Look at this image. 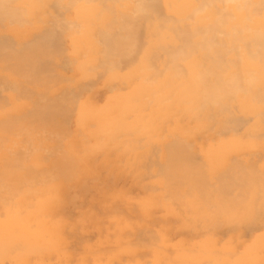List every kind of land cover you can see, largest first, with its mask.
<instances>
[{"label":"bare ground","instance_id":"1","mask_svg":"<svg viewBox=\"0 0 264 264\" xmlns=\"http://www.w3.org/2000/svg\"><path fill=\"white\" fill-rule=\"evenodd\" d=\"M101 1H103V3L101 2ZM94 2V0H0V29H2V28H7V29H9V30H7V32H6V36H7V34H9L10 35V33H14L13 35L11 34V38H15L16 40L17 39H19L20 38V40H21V38L24 36V34L26 33V31H24V30H22V28H25V27H27L28 26V24H29V29H30V25L32 24V26L34 27H36V25L38 26V24L39 23H41L42 24V26H43V24H44V26H47V25H49V26H51V23H53L52 25V29H55L56 30V28H54V26H56L57 25V27L59 28V26H58V24H55L56 22H51L53 19H51L52 17H50V15L51 14H49L50 13V10H52L51 12H53V14H54V11L56 10V11H60V10H64V12H65V9L67 8V10L68 11H70V10H72L70 7H71V5L73 6L74 4H76V6H77V8H75V10L76 11H78V13H80L81 12V14H83V13H85V12H88V13H92V12H96V10L98 11V12H101L102 14L103 13H107L106 15H108V12H110V13H112L113 11V13H112V16L114 17V18H116V19H114V18H110V16H108V18H107V22L109 23V21H111V23L112 22H117V17L119 18V22L122 20V19H120L122 16H120L121 14L123 15V17H124V19H125V17H126V19L124 20V22H121V23H123L122 24V28L124 29H122L121 28V26L119 25V23L117 22V24L120 26V28L122 29V31L121 30H118L119 29V27H118V25L117 24H115L114 25V27L115 28H117V32L114 30V27H113V30L114 31H112V27L110 28L109 26V28L110 29H108V27L106 26L107 25V22H105L104 24V26L105 27H107L106 28V31H107V29L109 30V32H106L105 30L104 31H102L103 30V28H102V30H101V32L102 33H99L100 31H98V33H94L93 35H95L96 34V36H93V35H90V37L92 36V37H95V38H97L98 39V36H101V35H103V37H100V42L102 41V39L103 40H105V43L104 44H100L101 45V48H102V50L104 49H106V50H108L109 48H111L110 49V51L109 52H107V54L106 55H108L109 57H107V58H109V59H106V60H109V61H111V58L113 59V58H116V61L115 62H117L118 63V61H117V58H119L118 60H120L119 61V63H118V66H119V71H121V74H122V76H124V78H125V80H120L119 81V85L118 86H116V88H113L112 90H111V94H110V96L108 97V99H107V102H106V104H105V108H108V107H110V108H112L115 104H117L118 102H120V108H124L125 107V105L126 104H131V103H135V108H134V113L136 114V119H138V117L140 118V119H142L143 117H144V102H143V100H144V97H145V95H146V97H148V100H149V98H152L153 100H155L156 99V102L159 100V93L161 92V91H164V90H166L169 94H170V96L172 97L171 98V100L169 101L168 100V105H169V119L171 120V124L169 125V127H170V129H172V128H174V133L173 134H175L173 137H174V140H175V142H184V144H182L181 143V145H180V143L179 144H177V145H175L176 147H170L172 144V142H170L171 140H172V138L173 137H171L170 139H168L170 136H168V135H166L165 136V138L162 140L161 138V140H162V142L163 141H166V138L169 140V141H166V143L165 144H167V143H169L168 145H169V147L171 148V150L169 149L168 151L169 152H171L172 151V153H173V155H170L169 156V154L167 155V154H165L164 153V155L163 156H165V158L167 157V160H168V158L169 159H171V158H173V157H171V156H174L175 158H173V159H171V160H169V161H167V163H169L170 161H171V163H170V165L171 164H174V166L172 167V168H169L168 166H170V165H165L166 164V159H162L163 160V162H164V160H165V164L162 162V160L160 161V159L159 160H153L155 163L154 164H156V161H159V162H161V164L163 165L164 164V166H166V167H168L169 168V170L170 169H172V172H171V170L170 171H168V169H164V166H163V170L166 172H162L163 170H161L162 169V165L160 166L161 167V169H160V167H155L156 165H154V169L155 170H158V169H156V168H159L160 170L158 171V173H156V175H160L161 174V172H162V176L164 175V177H168L169 176V178L170 179H168V178H164L165 180V184H167V185H165L166 187L164 188V185L162 184V182H160L161 183V185H163L162 187H158V186H156L155 184H157V183H153V184H150V183H147V185H144L143 183H137V184H135V185H137V187L139 188L138 190H140L141 191V193H140V195H139V197H137L138 196V194H137V196H135L134 194H133V191L132 190H123V189H121V190H109L108 189V191H105L104 192V195L102 194V191H101V189H100V183H99V181H98V183H96L97 182V180L95 179V177H91L92 178V180L93 181H90L91 182V184H92V182H94L95 184H92V185H90L89 184V189H88V187L87 186H84V187H82L81 189H82V191L83 190H86V191H88V190H90V192H91V196H90V199L92 198V197H97V199L99 198L100 200H104L103 202H93V203H88V205H86V204H84V203H82V201L83 200H81V197H80V200H81V204L80 203H74L75 202V200H74V197H73V200H74V202H72V201H70V199H68L70 196H72L71 194H70V192H72L71 190H74V189H71V187L69 186V185H71L72 184V182H70L69 183V185H68V179H67V176L66 175H70V179H71V176H72V170L73 169H75L74 168V165L72 166V167H70V165L71 164H68V162H70V160L72 159H69L68 158V156L66 155V157L69 159H66V158H62V157H58V156H65V154L62 152V153H58L59 152V150H62L61 149V147H63L62 145H61V141H64V139L65 138H67V136H69V137H71L70 135L72 134L71 132H73V131H69L68 130V128L67 127H65V130H63V126H59L60 124H59V122H58V120H59V115L61 114V111L63 112V114H62V118L64 119H66V117H67V115H68V113H67V115H64V114H66V112H68V111H66V109L68 108L69 109V111L71 110V112L73 113V109L74 108H69V106L66 108V106H67V100H65V95H64V98L63 99H60V100H62L61 102L60 101H58V103H60V104H58L59 106L61 105V103L63 102V103H65L66 105L65 106H63V107H65L64 109L62 108V107H60V109H62V110H57L56 108H54L55 110L54 111H56V112H58V114L57 113H55V116H58V119H57V124L58 125H53L52 123H54L53 122V120H51V119H47L46 120V118L48 117V116H46V115H48L49 114V112L51 111V110H53V108H52V106H45V105H43V106H45L46 107V109H45V111L44 110H42V112H40L39 114H41V116L44 114V116H42V117H40V115L38 116L37 115V113H36V116H35V118H34V115L32 114V116H33V118H34V120H36V118H37V120H40V119H44V120H40L42 123H44L45 121H48V120H50V121H52L51 123H50V121H48L47 123V126L49 125V123L51 124V126L53 125V126H58V127H61L60 129L57 127L56 129H49L51 126H48L49 128H46V126H44V124L46 123H44L42 126H40L41 128H46V130H45V132H44V130H42V136L44 135L45 136V138H47L46 137V134H47V132L46 131H48V130H50V131H48V133L50 132V133H52V132H54V131H59V130H61V131H59L58 133H56L55 132V134H56V136H57V134L59 135V136H62L63 134H64V139L63 138H58L57 139V137L55 138L54 136H52L54 139H56L55 141H58V143H59V141L61 142V143H59V145L61 146H59L58 145V143L57 144H55L56 142L54 141V139L52 138V137H50L48 134V138L50 137V138H52V141H54V143L53 144H55L52 148H47V149H45V152H51V150L50 149H52V152H56L59 148H56V147H60V149L57 151V153H58V156L57 157H55L54 158V154H57V153H52L53 154V158L56 160L55 162L53 161V159L50 161V165H51V167H53V168H51L50 167V169H49V167L47 166L49 163V161H48V159L50 158H47V161H46V163H48L47 165H46V163H45V161L44 162H41V164H44L43 166L45 167V165H46V167L43 169L42 167V169H38V168H36L35 169V167H37V166H34V165H30L31 167H32V169H31V167H30V169L26 166V168H28L30 171L31 170H33L34 172L35 171H37L38 173H41L40 175H38L37 174V176H40V181L38 182V184H34V183H36V180H35V178H33L32 179V176H30V178H31V180H32V184L30 183L31 182V180L29 181V180H26L27 178H25V175L23 174V178H24V180L23 181H25V183L26 182H29V185L28 184H26V185H28V190H29V188H30V186H31V188H33L34 186L37 188V186H40V184L41 185H43L44 183H47V182H45V180L44 179H49V176L48 175H50V178H64V179H67L68 181L66 182V181H64V182H66L67 183V185L64 183L63 185H58V186H56V187H54V188H52L53 190H54V192L52 193V194H50V196L52 197V198H44V197H46V195L45 194H41V196L39 197L40 199L38 200L37 199V204L36 205H33V206H36V212H32V211H29L28 210V208H27V210H26V208H25V211L23 210V209H16V203L14 204H12V203H8V201H7V199H6V196H4L3 194V196L5 197V200L3 199V200H0V209H3V211H5V215L3 216V218H0V261H3V264H34L33 263V256H36V257H39V258H42V257H44V259H45V257H46V255H45V250H44V248H42V246L44 245V246H46V245H49V242H48V239L53 235V233L51 232V228H50V226L51 225H49L48 223H45L44 222V219L46 220V222L48 221L49 222V217H50V221L52 222V218H54V219H56V220H61V219H63L64 218V216H66V213H67V211H68V209L70 208V206H78V205H81V206H84V207H86L87 208V206H88V208L90 209V211H93V208H92V206H99L101 209L103 208H105V210H106V208H109V210L110 211H113V214L111 213L110 214V212H108L109 214L108 215H106V213H104V211H101L100 209H98V210H96V211H93L94 212V214L92 213V215L94 216L95 215V213L97 212V215H98V212H103L105 215V218H106V220H108V219H111L112 220V222H113V224L111 223V221L110 220H108V221H110V223L112 224L111 226H110V223L108 224V225H106V226H108V227H112V226H114V224L118 221V219H120L119 221L122 223V224H124V226H119V225H121V223L120 224H118L119 222H117V224L115 225V226H117V227H119V229L121 228V230H122V227H124L123 228V230H124V232H126V234H125V236L124 237H121L122 238V242L124 241V243L123 244H129L130 246H131V243L130 242H127V240H129V239H131L132 237H134V236H137L139 233L138 232H141V231H139V227L140 228H142L144 225H143V221H149V220H152V219H158L159 217H157L156 218V216H157V206H160V205H171V206H173V207H176V208H174V209H169V211H168V208H166L165 210H166V212H164V214L165 213H167V214H169V215H172L173 214V218H174V216H178V217H180L181 215H182V218L183 219H181L183 222H181L180 224H178L177 225V227H181V228H186L187 229V231H189V233L190 232H192V234H193V236H195V237H198V236H200L201 237V240H199V241H201V242H199V243H195V241L197 240L196 238V240L194 239V242H193V244L194 245H190L189 244V246H190V248H198L199 250L197 251H195V252H187L188 250H187V242H182V243H180V244H176L175 245V252H173V254H172V252L170 253L169 251H171V250H169V246L171 245V241L169 240V238L165 235V234H155V231H154V229H153V227H151L152 229H150V227L148 228V231L149 230H151L150 232H151V237H152V241H150V244H149V239H151V238H148V240H144L145 239V237H148V235L147 236H144V239L143 240H140V239H142V237L140 238V237H136L137 238V240L135 241V240H133V242H135V244L136 245H138V247H140V248H143V249H145V246H147L149 249H151V251H150V253H151V257H147L148 259H152V261H151V263L152 264H187L188 262H187V259H193L192 260V262L191 261H189V262H191V264H193V262H194V259H196V258H198V259H201L200 261H204V259H206V258H204L205 256H207L206 255V249L207 248H210L211 249V252L209 253V255H211V256H213V263L214 264H226V263H224L225 262V260L223 261V259H225V258H227L229 255V253H231L232 252V250H234L235 249V241L234 240H232L233 238H237V239H239V238H243V237H251V236H253V232H250V231H247V229H246V231H244L245 229H243L244 227H245V225H244V227L242 228L243 229V232H245V234L244 235H241L240 234V231L239 230H237V228H238V226L239 225H237V224H235V225H237V228H235L236 226H234L233 224H231V226H229V227H231V230L229 229H227V231L229 232V233H227L226 235H225V233H224V231H223V229H222V227H223V224H224V222H227V220L225 221V219H224V215H222L223 214V207L225 206V203H224V201L222 200V198H220L219 197V195L218 194H220V193H222V192H225V194H226V192H227V189H229L228 190V193H229V191H230V189H231V192L233 191V189H235V191L237 190V188H239L238 186H237V184L236 183H233L231 180V183L233 184V185H235V186H237V187H234L232 184V187L230 188V187H227L226 185H230V184H228L230 181H228V183L225 181V182H222L223 181V179H219L218 180V182L217 181H208L210 178L208 177L210 174H206L208 171H211L212 172V170H216V165H213V164H210L209 165V160L208 159H206L207 161H208V163H206V164H203V163H201V162H198V160L196 159L198 156H197V153H202V154H204V155H207V158H209L210 157V159H212V158H215V157H218V156H220V155H223V154H228V152H230V148H232V146L233 147H237V150H241V149H244V148H249V149H252L253 147H257V148H259V145H256V144H258L256 141H254V140H251V141H248V140H246L245 141V139H243L244 137H243V135L245 134V133H241L242 134V137L240 136H238L237 134V136H231L230 138H228V136H229V134L228 135H224V134H221L222 133V131L220 132V130H221V127L222 126H230V127H233V128H231V129H233L234 130V127H236L235 128V130L238 132V127H237V125L240 123H238V121L236 120V118L238 117L239 118V121H240V118H241V116H245V118H246V116H254V118L253 119H255V123H254V127L253 128H251V133H260V134H262L263 136H264V0H100V3L98 4V5H95V3H93ZM122 2H125V3H122ZM68 6H69V8H68ZM120 8H125V10H128V9H130V8H132L134 11H135V13L134 14H131L130 15V13H129V15L130 16H128L127 15V13H126V11L123 13L122 12V9H120ZM116 9V10H115ZM119 9V10H118ZM74 10V9H73ZM121 10V12H119ZM83 12V13H82ZM98 12H96L97 14L95 15L94 14V16L93 17H95L94 19L98 22V20L97 19H99L98 17L100 16L99 14L100 13H98ZM115 12H117V14L115 13ZM118 12H119V14H118ZM131 12V11H130ZM165 13L166 14V16H164L162 13ZM56 14L58 13L59 14V12H55ZM60 13H62L61 11H60ZM65 13H67V12H65ZM70 13V12H69ZM71 13H73V12H71ZM74 13H75V11H74ZM110 13H109V15H110ZM114 13L116 14V15H118V16H114ZM126 13V16L124 15ZM49 14V15H48ZM55 15V17L56 16H60V15ZM76 14V13H75ZM86 14V13H85ZM53 15V16H54ZM88 15V14H87ZM132 15L134 16V17H132ZM136 15V16H135ZM64 16V15H63ZM83 16V15H82ZM86 16V15H85ZM89 16V15H88ZM97 16V17H96ZM101 16H104V15H101ZM100 16V17H101ZM111 16V17H112ZM120 16V17H119ZM128 16V17H127ZM61 18H60V20L63 18L62 16H60ZM74 18H76L75 16H73ZM79 17H81V16H79L78 15V18ZM87 17V16H86ZM78 18H76V19H78ZM56 19L59 21V23H63V21L65 20L64 18V20H59L57 17H56ZM72 19V18H71ZM76 19H74V22H73V27L76 25V26H78V27H76V28H78V29H80L79 27H81L82 29L83 28H85L84 26L86 25H84V26H82V25H80L79 24V21L78 20H76ZM57 20H55L54 19V21H57ZM67 20V19H66ZM106 20V19H105ZM116 20V21H115ZM51 22L50 24L48 23V22ZM58 21H57V23H58ZM75 21H76V24H75ZM78 21V22H77ZM90 21H93L92 20V18H91V20ZM96 21H94L93 22V24L96 22ZM102 22V20H100L99 19V22ZM65 22H67V25H65L66 23ZM69 22H72V21H69ZM68 21H64V26H69V23ZM103 23V22H102ZM101 23V24H102ZM79 24V25H78ZM90 24H92V23H90ZM92 24V26L91 25H89L90 26V28L91 27H95V24L93 25ZM99 23H97L96 25H98ZM27 25V26H26ZM59 25H63V24H59ZM100 25V24H99ZM98 25V26H99ZM116 25H117V27H116ZM13 26H16L15 28H13ZM31 26V27H32ZM43 26V27H44ZM88 26V25H87ZM97 26V27H98ZM101 26V25H100ZM103 26V27H104ZM112 26H113V23H112ZM41 27V26H40ZM74 27V28H75ZM93 27V28H94ZM96 27V28H97ZM102 27V26H101ZM47 28H48V26H47ZM46 28V29H47ZM50 28V27H49ZM75 28V29H76ZM90 28H88V29H86L87 31H89V30H91ZM130 28V29H129ZM32 29V28H31ZM68 29L70 30V29H72V27L70 26V27H68ZM97 29H100L99 27L97 28ZM96 29V30H97ZM126 29V30H125ZM129 29V30H128ZM145 29H146V35L144 34L145 33ZM6 30V29H5ZM10 30H12V31H10ZM13 30H15V32L13 31ZM47 30H49V31H51V28L50 29H47ZM59 30H62V28L60 29L59 28ZM27 31H28V29H27ZM31 30H29L28 32H27V35L26 36H24V38L25 37H27V39L29 40V38H28V33L30 32ZM37 32V30H36V28H35V30L33 31H31V32ZM65 31V30H64ZM63 31V32H64ZM68 31V30H67ZM72 32H73V30H71ZM84 31H85V29H84ZM111 31V32H110ZM4 32L5 31H3V33L1 32L0 34H1V36H3L4 35ZM10 32V33H9ZM30 32V35H33V33H31ZM39 32V31H38ZM62 32V33H63ZM76 32H77V30H76ZM83 32V31H82ZM93 32V31H92ZM104 32V33H103ZM114 32H116V33H122V35H120V34H117L116 35V33H114ZM17 33V34H16ZM41 33H43L42 31H41ZM109 33H111L110 35H109ZM115 35H114V34ZM3 34V35H2ZM16 34V35H15ZM73 35H74V37L76 36L75 34V31H74V33H72ZM77 34H78V32H77ZM14 35L17 37H14ZM35 35H37L36 33H35ZM63 35V34H62ZM71 35V34H70ZM108 35V36H107ZM19 36V37H18ZM34 36V35H33ZM32 36V37H33ZM40 36V35H39ZM39 36H34V38H33V40L34 41H32L33 42V44H32V42L30 43V42H28V46L32 49V50H35V51H31V52H29L30 51V48H29V50L27 49V46H25L24 45V43H22L26 48L25 49H27V50H25V49H23V50H20V51H18V49L16 50V51H12V50H14V46H12V45H9V43L8 42H5L4 40H6V38H5V36H3L2 38H0V53H2V55L5 53V55L7 54V53H14V54H12L11 55V57L12 58H9L10 57V54H8L7 55V57L4 55V57H5V60L3 59L4 57L2 56V58L0 57V61H1V59H2V61H6V63H7V66L6 65H4V67L6 66L7 68H8V65H9V69H10V71L11 70H15L16 71V69H15V67H13L12 66V63H11V65L10 64H8V62L10 61L11 62V59H13L14 58V60H15V57H16V55H17V57H16V59L18 58L19 59V61H21V62H19V67L20 68H25L26 70L27 69H29V70H32V69H34L33 67H32V69L31 68H29V67H31L32 65L34 66V64H35V61H39L40 59L41 60H44V59H46L47 60V57H49V55H50V53H48L47 52V50H49V47H50V45H51V43H53V42H55V38L60 42V43H62V41H63V44L62 45H64V43L66 42H64V38L63 39H61V35H56L57 37L58 36H61V37H59L60 39H58L56 36H55V34L54 33H48V34H46L45 36H44V34H42V36L40 37V40H39ZM110 36V37H109ZM113 36V37H112ZM9 37L10 36H8V39H9ZM72 37V36H71ZM108 38V40H107V38ZM5 38V39H4ZM36 38L39 40H36ZM76 38V37H75ZM109 38H111V39H109ZM10 40V39H9ZM27 40V41H28ZM36 40V41H35ZM56 40V42H55V44L58 42ZM75 40H77V39H75ZM110 40V41H109ZM19 41V40H18ZM38 41V42H37ZM86 41V40H85ZM106 41H109L110 42V44H109V42H106ZM35 42H37L36 43V45H35ZM84 42V41H83ZM93 42H94V40H93ZM99 42V41H98ZM103 42V41H102ZM8 43V44H7ZM89 43V42H88ZM109 44V46L107 45V46H105V44ZM11 44V43H10ZM54 44V43H53ZM59 43H57V45H58ZM65 44H68V43H65ZM84 44H86V43H84ZM92 44V43H91ZM31 45H32V47H31ZM34 45H35V47H34ZM71 45L72 44H70V47H71ZM94 45V44H93ZM104 45V46H103ZM59 46V45H58ZM57 46V47H58ZM80 46V45H79ZM88 46V45H87ZM90 46V45H89ZM95 46V45H94ZM99 46V45H98ZM67 47V46H66ZM72 47H74V48H76L77 46H72ZM104 47V48H103ZM52 48H56V46H54V47H51V49ZM60 48H63L62 46L60 47ZM77 48H80V47H77ZM51 49L49 50V52H51ZM59 49V48H58ZM92 50H93V47L91 48ZM91 49H90V52H91ZM9 50H11V52L9 51ZM53 50H57V49H53ZM52 50V51H53ZM62 50V49H61ZM17 51H18V54H17ZM63 51H64V49H63ZM16 52V53H15ZM56 52H58V54H59V50L58 51H54V53L56 54V55H54V54H52V57H53V61L52 60H50L49 59V62H51V64L50 65H47V61H46V64H44V63H41V65H44L45 67H46V65L49 67V66H51V65H53L54 66V64H55V66H54V68H52V66L50 67V68H48L47 67V69H49V71L51 70V68H52V70L54 69L55 70V68H57V66L59 65V62H61V61H59V59H60V57L61 56H63L62 55V53L60 54L61 56H57L58 54L56 53ZM67 52V51H66ZM78 52H80L81 53V51L80 50H78ZM78 52L76 51L74 54H78ZM87 52H88V49H87ZM86 52V53H87ZM29 53V56L27 55ZM30 54H32V55H30ZM68 54V53H67ZM76 54V55H77ZM85 54V53H84ZM102 53L100 52V55H101ZM110 54H112V56L110 55ZM37 57H36V56ZM66 55V54H65ZM76 55H73V56H70V57H75V60L76 61H72V63H73V65H75V62H77V59L78 58H76ZM83 55V54H82ZM87 55V54H86ZM163 55H166L167 57L166 58H164L163 57ZM33 56V57H32ZM38 58L37 60H36V58ZM67 56H69V55H67ZM84 56V55H83ZM102 56V55H101ZM104 56V55H103ZM28 57H32L31 58V62L30 61H28L27 62V60H28ZM54 57H59V59H57L58 60V62H56L54 59H56V58H54ZM78 57V56H77ZM94 57H95V55H94ZM6 58H8V60H6ZM103 58V57H102ZM102 58H101V64L99 63V65L101 66L103 63L102 62H105V60L104 61H102ZM121 58V59H120ZM74 59V58H73ZM72 59V60H73ZM98 59V58H97ZM14 60H13V62H14ZM40 60V61H41ZM61 60V59H60ZM63 60V59H62ZM87 60H89V59H87ZM87 60H85V61H87ZM113 60H115V59H113ZM1 61V62H2ZM15 61H18V60H15ZM39 61V62H40ZM67 62H65V61H62V66H64L63 65V63L65 62L66 64H65V66L67 65V63H69L68 61L69 60H66ZM9 62V63H10ZM80 62V61H79ZM82 62V61H81ZM98 62V61H97ZM96 62V63H97ZM107 62V61H106ZM5 63V64H6ZM23 63H25L24 65H21V64H23ZM26 63H28V64H26ZM56 63L58 64V65H56ZM85 63V62H84ZM29 64H32V65H29ZM107 64H108V62H107ZM70 65V63L68 64V67H71V65ZM77 65H80L79 63H77ZM82 65H84L85 66V64H82ZM82 65H80V67H82ZM95 65V64H94ZM117 65V64H116ZM162 65V67L165 69L164 71L162 70L161 71V73L159 74V72H158V70H156L157 68H159V66H161ZM10 66H11V68H10ZM60 67H58L57 68V70L60 68H62V66L61 65H59ZM83 66V67H84ZM96 66V65H95ZM98 66V65H97ZM117 66V67H118ZM27 67V68H26ZM45 67H44V69H45ZM67 67V68H68ZM82 67V68H83ZM113 67H114V65L111 67L112 69H113ZM116 67V68H117ZM12 68H14V69H12ZM65 68V67H64ZM98 68H100L99 66H98ZM102 68L103 69H101V70H103L104 71V69L106 70V68H104L103 66H102ZM1 69V68H0ZM47 69H45V72H47L46 74H48L49 73V71H46ZM63 69V68H62ZM61 69V70H62ZM93 69V68H92ZM95 69V68H94ZM93 69V70H94ZM96 69H97V67H96ZM108 69H110V67L108 68ZM112 69H110L111 71H112ZM4 70V69H3ZM42 70V69H41ZM57 70H56V72H54V78L53 77H50V78H52L53 80H54V82H57V84H59L60 82H65V83H68L69 81H64V79L63 78H65L66 79V77H64V76H61V75H64V74H60V76H61V80L63 79V81H61L60 80V76H59V74H57V73H60L59 71L57 72ZM74 70V69H73ZM79 70H81V69H79ZM83 70H85V67H84V69ZM93 70L91 71V72H93ZM0 71H2V70H0ZM63 71V70H62ZM61 71V72H62ZM70 71V70H69ZM89 71V70H88ZM99 71V70H98ZM32 72H33V70L31 71V74H32ZM68 72V71H67ZM94 72H95V70H94ZM105 73H107L108 71H104ZM7 73H8V71H7ZM16 73H18V75H23L22 73H20V72H18V71H16ZM35 73V72H34ZM32 74V75H34V79H36L35 78V74ZM39 73V72H38ZM38 73H37V75H38ZM42 73V72H41ZM56 73V74H55ZM63 73V72H62ZM72 73V72H71ZM75 73V72H74ZM81 73V72H80ZM89 73V72H88ZM40 74V73H39ZM45 74V75H46ZM50 74H52V71H51V73ZM49 74V75H50ZM68 74H70L69 72H68ZM95 74V73H94ZM155 75V76H157L156 77V80H155V85H156V87H155V89L153 90V91H149V88H148V86L150 85V82L152 81V79H150V77L149 76H147V75ZM165 74H167L168 75V77L167 78H164V79H162V80H159L160 79V77H164L165 76ZM53 75V74H52ZM79 75V74H78ZM81 75V74H80ZM79 75V76H80ZM83 75V78H84V74H82ZM86 75H88V74H86ZM85 75V77H88V76H90V75H88V76H86ZM96 75V74H95ZM95 75H93L95 78H93V76H92V74H91V77L93 78V79H91V80H89L87 83H89V82H92L93 81V83H94V81H95V79H96V76ZM111 75V74H110ZM160 75V76H159ZM0 76H1V74H0ZM28 76V75H27ZM55 76H57V78L55 77ZM71 76V75H70ZM69 76V77H70ZM72 76H74L75 77V75H72ZM71 76V77H72ZM78 76V77H79ZM113 76H114V74H113ZM29 77V76H28ZM70 77V78H71ZM80 77H82V76H80ZM102 77V76H101ZM101 77H97V79L98 78H101ZM109 78H110V76H108ZM112 77V76H111ZM121 77V76H120ZM10 79H11V77H9ZM8 78V79H9ZM18 78L20 79V78H22V79H24L25 77H20V76H18L17 78H15L18 82H19V80H18ZM49 78V77H48ZM5 80V81H8L9 83H11L10 81L12 80V79H14V78H12L10 81L9 80ZM14 79V80H15ZM21 79V80H22ZM89 78H86V80H88ZM96 79V81H98ZM107 79V78H106ZM0 80H1V86H4L5 84L4 83H6V82H3L2 81V79H1V77H0ZM79 80H81V81H83L82 79H78L77 81H79ZM112 80H114V77H113V79ZM116 80V79H115ZM23 81V80H22ZM22 81H20L21 82V86H20V90H23V88L25 87V85H27L28 84V87L26 86L24 89H25V93H27V91L30 93V90H33L31 87H29V83H27L26 81V83L24 82H22ZM41 81V80H40ZM39 81V82H40ZM70 81H71V79H70ZM105 81V80H104ZM108 81H110V79L109 80H107V82ZM154 81V80H153ZM3 82V83H2ZM7 82V84L5 85V87L6 86H8V85H10L9 83ZM18 82H17V84H18ZM19 82V83H20ZM38 82V83H39ZM46 82H48V80H46ZM72 82V81H71ZM75 82V81H74ZM83 82H85V81H83ZM111 82V81H110ZM22 83H23V87H22ZM51 83H53V82H48V84L47 85H50ZM154 83V82H153ZM3 84V85H2ZM75 84V83H74ZM82 84H84V83H82ZM90 84V83H89ZM53 85H54V87L55 86H57V85H55L54 83H53ZM62 85H65V84H62ZM72 85H73V83H72ZM91 85V87L92 86H94V85H92V84H90ZM110 85V84H109ZM11 86H13L12 85V83H11ZM17 86L18 85H16V87H14V88H17ZM34 86H36V85H32V87L33 88H35ZM51 86V85H50ZM70 86H71V83H70ZM86 86V85H85ZM112 86H114V84L112 85ZM53 87V86H52ZM60 87V86H59ZM58 87V88H59ZM87 87H89V85L87 86ZM90 87V88H91ZM163 87V89L161 90V88ZM28 88H31V89H29L28 90ZM57 88V87H56ZM67 88H70V87H66V88H64V89H67ZM83 88V89H82ZM112 88V87H111ZM11 89V88H10ZM18 89H19V87H18ZM37 89V88H36ZM36 89H34V91H36ZM52 89V88H51ZM62 89V88H61ZM81 89L82 90H85L86 91V89L83 87V86H81ZM95 89V88H94ZM12 90V89H11ZM52 90H55L54 88L52 89ZM51 90V91H52ZM69 90V89H68ZM91 90H93V88H91ZM90 89H89V91H91ZM40 91V90H39ZM73 91H75V89H72L71 91H70V93H72ZM32 92V91H31ZM77 92H78V90H77ZM83 92V91H82ZM7 93V92H6ZM9 93V92H8ZM33 93H35V92H32V94ZM40 93V92H39ZM32 94H30V96H31V98H30V96L28 95V96H26V97H24V99L26 98V99H33V101L36 99V101H37V97L39 96H41V95H37V97H35L36 95H32ZM37 94V93H36ZM51 94V93H50ZM76 94V96H79L80 97V95H78L79 94V92L78 93H75ZM74 94V95H75ZM82 94V93H81ZM155 94H156V96H155ZM16 95V94H15ZM71 95V94H70ZM162 95V94H161ZM0 96H1V99L3 100V98H5V99H7L6 97H8V96H4V95H1L0 94ZM4 96V97H3ZM33 96H34V98H33ZM54 96H56L57 97V95H54ZM165 96V95H164ZM104 97V96H103ZM167 97V96H166ZM169 97V96H168ZM177 97V98H176ZM21 99H22V96L20 97ZM42 97H40L39 99H38V102H41V99ZM161 98V97H160ZM165 98V97H164ZM1 99H0V102H1ZM5 99H4V101H5ZM20 99V100H21ZM23 99V100H24ZM54 99H56L55 97H54ZM57 99H58V97H57ZM56 99V100H57ZM104 99V98H103ZM8 100V99H7ZM7 100H6V102L4 103L5 104V106H8V105H10V101H9V103L7 102ZM80 100V99H79ZM94 100V99H93ZM148 100H146V102H148ZM32 101V102H33ZM36 101L34 102V104H35V106H37V104H36ZM53 101V100H52ZM165 101V100H164ZM44 102H47V100H43V98H42V102L40 103V104H48V103H44ZM48 102H51V100H48ZM84 102H86V101H84ZM150 102V101H149ZM19 103V102H18ZM29 103H31V102H29ZM69 103V102H68ZM73 103V105H72V107H74V105L76 106L77 104H75V102H72ZM71 102L69 103V104H72ZM78 103V102H77ZM125 103V105H123ZM1 104V103H0ZM2 104H3V102H2ZM14 104V103H13ZM39 104V103H38ZM164 104V103H163ZM166 104V103H165ZM27 105H29V104H27ZM25 106V105H23L22 107H18V111H19V108H20V111H22L23 109V111H24V113H25V111H28L29 109L27 108L28 106ZM32 105H33V103H32ZM93 105V104H92ZM5 106H2V107H5ZM14 106V105H13ZM24 106H25V108L26 109H28V110H25V108H24ZM34 105H33V108L35 107ZM43 106H39L38 105V107H42L43 108ZM32 107V106H31ZM0 108H1V106H0ZM8 108V107H7ZM22 108V109H21ZM33 108H30V110H32ZM36 108V107H35ZM47 108H50V109H47ZM93 108L95 109L96 108V106H94L93 105ZM48 110H49V112H48ZM124 110H126V112L128 111V109L127 108H125V109H123V110H121V111H124ZM10 111V110H9ZM13 111V110H12ZM47 111V112H46ZM54 111L53 112H51L52 114L54 113ZM66 111V112H65ZM77 111V110H76ZM11 112V111H10ZM71 112H69V114H71ZM7 113V112H6ZM5 113V114H6ZM13 113H16V112H13ZM35 113V112H34ZM48 113V114H47ZM5 114H2V115H4V116H2V115H0L1 117H3V119H4V117H7ZM52 114H51V117H52ZM57 114V115H56ZM153 114V113H152ZM154 114H158V108H157V105H156V107H155V109H154ZM7 115H9V114H7ZM10 115H15V114H10ZM9 115V116H10ZM73 115V114H72ZM89 115V114H88ZM92 115V114H91ZM112 115H113V113L111 114V117H112ZM8 116V117H9ZM55 116H53L52 118H54V121L56 122V117ZM64 116H66V117H64ZM69 116V115H68ZM86 116V115H85ZM31 117V116H30ZM27 118L28 120H26V121H28V122H30L31 120L30 119H32V118ZM40 117V118H39ZM61 117V116H60ZM88 117H90V115L88 116ZM92 117H94V118H96L97 119V117H95V116H92ZM39 118V119H38ZM61 118V119H62ZM86 118V121H88V120H90L91 121V119H88L87 120V117H85ZM99 118H101L100 116L98 117V120H100ZM237 118V119H238ZM64 119V120H65ZM77 119V118H76ZM102 119V118H101ZM105 119V118H104ZM106 119H108V118H106ZM168 119V120H169ZM252 119V120H253ZM22 120V119H21ZM34 120H32L30 123L33 125H35L36 123H33V121ZM67 120V119H66ZM69 120H70V117H69ZM68 120V121H69ZM83 120V119H82ZM85 120V119H84ZM92 120H93V118H92ZM143 120V119H142ZM251 120V119H250ZM1 121H3V120H1ZM23 121V120H22ZM60 121V120H59ZM85 121V122H86ZM90 121H88L89 123H90ZM119 121H121V120H119ZM163 121V120H162ZM15 122V121H14ZM13 122V124H15ZM25 122V121H24ZM24 122L22 123V124H24ZM27 122V124L29 125V123ZM35 122V121H34ZM78 122V121H77ZM80 122H82V121H80ZM88 122H86V123H88ZM92 122V121H91ZM253 122V121H252ZM251 122V123H252ZM0 123H3V122H0ZM11 123V121H6V124H8V125H12V123ZM85 123V124H86ZM101 123V122H100ZM107 124H108V122H106ZM242 123V122H241ZM246 123V122H245ZM18 124V120L16 121V125ZM19 124H21L20 123V120H19ZM29 125L31 128H32V125ZM104 124V123H103ZM123 124H126V123H124L123 122ZM160 124H163L162 122L160 123ZM3 125V124H2ZM1 124H0V126H1V128H0V153H2V154H5V150H8L10 147H8L9 145H8V141H9V139H11V138H9V133L10 134H12L11 132H12V130H10V129H13V133L17 130L18 132H21V130H19V128H15V127H7V126H2ZM28 125H27V127H28ZM37 125V124H36ZM46 125V124H45ZM63 125V124H62ZM82 125H84L83 123H82ZM113 125V124H112ZM250 125H252V124H250ZM18 126H20V125H18ZM38 126V125H37ZM44 126V127H43ZM52 126V127H53ZM79 127L81 126L80 124L78 125ZM88 126V125H87ZM94 125L93 124H91V126L90 127H93ZM107 126V125H106ZM132 126V125H131ZM239 126H241V124L239 125ZM29 127V128H30ZM51 127V128H52ZM110 127V126H109ZM16 130H15V129ZM21 128V127H20ZM26 128V127H25ZM37 129H38V127H36ZM36 128H34V129H36ZM86 128V127H85ZM118 128H120V126L118 127ZM157 128H159V127H157ZM245 128V127H244ZM248 128V127H247ZM67 129V130H66ZM82 129H84V128H82ZM146 129V128H145ZM222 129L224 130V128L222 127ZM246 129V128H245ZM11 132H10V131ZM15 130V131H14ZM38 130H40V128L38 129ZM37 130V131H38ZM84 130H86V129H84ZM83 130V131H84ZM124 130V129H123ZM152 130H153V128H152ZM162 130H163V127H162ZM173 130V129H172ZM172 130H170L171 132H172ZM229 130V129H228ZM36 130H35V132L38 134L39 132H37ZM41 131V130H40ZM64 131L66 132V135H65V133H64ZM67 131L70 133H67ZM76 131V130H75ZM78 131H80V130H78ZM96 131H98V130H96ZM120 131V130H119ZM135 131V130H134ZM151 131V130H150ZM224 131H226V130H224ZM247 131V130H246ZM18 132H15V137H18L19 135H21V134H19ZM31 132V131H30ZM44 132V133H43ZM62 132V133H61ZM81 132V131H80ZM105 132V131H104ZM129 132H130V129H129ZM157 131H155V133H156ZM241 132V131H240ZM243 132V131H242ZM17 133L19 134V135H17ZM36 133H33V134H36ZM59 133H61V135L59 134ZM74 133V132H73ZM77 133V132H76ZM30 134V133H29ZM54 134V135H55ZM75 134V133H74ZM78 134V133H77ZM82 134H85V133H83L82 132ZM90 134V133H89ZM105 134H106V132H105ZM118 134V133H117ZM146 134H150L149 133V131L148 132H146L145 133V135ZM162 134H164L165 135V133H161V134H159L156 138H159V136L160 135H162ZM232 134V133H231ZM249 134V133H248ZM23 135V134H22ZM79 135V134H78ZM87 135V134H86ZM85 135V136H86ZM245 135H247V134H245ZM42 136H41V138L40 139H38L39 138V135H37L36 137H38L37 138V140L40 142L41 140L44 142V140L42 139ZM77 136V135H76ZM80 136V135H79ZM84 136V135H83ZM91 136V135H90ZM144 136V135H143ZM143 136H141V137H143ZM252 136H253V134H252ZM33 137H34V135H33ZM68 137V138H69ZM88 136H86V138H87ZM141 137H140V139H141ZM149 137V136H148ZM150 137H152V136H150ZM247 137V136H246ZM254 137V136H253ZM258 137V136H257ZM24 138V137H23ZM23 138H22V140H21V142L23 141ZM29 138V137H28ZM28 138H27V141H28ZM44 138V137H43ZM67 138V139H68ZM86 138H83V139H81V137L79 138L80 140H84V139H86ZM153 138V137H152ZM163 138V137H162ZM262 138V137H261ZM21 138L19 137V140H20ZM72 139V138H71ZM77 141H76V140ZM75 139H72V140H74V141H76V142H80V140H78L76 137H75ZM90 139H91V137H90ZM113 139V138H112ZM29 140H30V138H29ZM106 140V139H105ZM158 140V139H157ZM160 140V141H161ZM36 141V140H35ZM47 141V140H46ZM49 141V140H48ZM86 141V140H85ZM87 141H91V140H87ZM98 141H100V140H98ZM97 141V142H98ZM130 141V140H129ZM134 141V140H133ZM150 141V140H149ZM148 141V142H149ZM154 141H155V139H154ZM263 141V140H262ZM50 142V141H49ZM67 142V141H66ZM69 142V141H68ZM73 142V141H72ZM106 142H107V140H106ZM159 142V141H158ZM161 142V143H162ZM11 143V142H10ZM13 143V142H12ZM23 143V142H22ZM38 143V142H37ZM80 143H82V142H80ZM93 143V142H92ZM95 143V142H94ZM155 143H156V141H155ZM27 144V143H26ZM31 144H32V142H31ZM40 144H42V143H40ZM79 144V143H78ZM88 144V143H87ZM90 144H91V142H90ZM101 144H103V143H101ZM158 144V143H157ZM260 144V143H259ZM8 145V146H7ZM15 144L13 143V145H12V147L14 146ZM20 145V144H19ZM22 145V144H21ZM50 145V144H49ZM70 144H68V146H69ZM72 146V149H74L75 148V144L73 143V144H71ZM120 145V144H119ZM155 145V144H154ZM160 145V144H159ZM159 145H157L155 148H157ZM161 145H163V144H161ZM160 145V146H161ZM167 145V146H168ZM235 145V146H234ZM262 147H264V143L263 144H260ZM42 146V145H41ZM56 146V147H55ZM66 146H67V144H66ZM145 146V145H144ZM160 146H159V149H160ZM164 146V145H163ZM166 145L164 146V147H167ZM173 146V145H172ZM2 147V148H1ZM11 147V149L13 150L14 148H16V146L14 147V148H12ZM18 147V146H17ZM78 147H80V145L78 146ZM100 147H101V145H100ZM99 147V148H100ZM105 147V146H104ZM19 148V147H18ZM18 148H16L17 149V151H19L18 153V155L16 154L17 152H15L14 150H13V152H15V153H10L11 152V149H9L8 151H10V152H6L7 154H8V156L10 157H8L9 158V160H11V155H14L15 157H14V159H16V157H17V160H16V162H18L20 159L18 158V156H21L20 154V151H21V149L19 150ZM21 148H23V147H21ZM29 149H28V153H26L27 151L25 150V149H27V146H26V148L24 149L23 148V150H25V151H23L24 153H25V157H26V159L28 160V157L30 156L29 155V153H31V155H32V150L34 149V148H30V147H28ZM43 148H46V145L43 147ZM91 148V147H90ZM155 148H152V149H155ZM1 149H3L4 151H2L1 152ZM50 151H49V150ZM54 149V150H53ZM65 149V148H64ZM63 149V150H64ZM76 149V148H75ZM78 149V148H77ZM93 149V148H92ZM96 149V148H95ZM151 149V148H150ZM150 149H148V150H150ZM151 149V150H152ZM159 149H157L158 151H159V153L162 151H160ZM167 149H168V147H167ZM166 149V150H167ZM172 149H174V151L172 150ZM37 151H38V148L36 149ZM99 150V149H98ZM101 150V149H100ZM147 150V151H148ZM156 150V151H157ZM164 150H165V148H164ZM75 151V153H77L76 152V150H74ZM74 151H72V153L74 152ZM89 151V150H88ZM105 151H108L107 149L105 150ZM128 151V150H127ZM126 151V152H127ZM145 151V150H144ZM155 151V150H154ZM153 151V152H154ZM168 151L166 152V153H168ZM233 151H234V149H233ZM242 151V150H241ZM240 151V152H241ZM249 151V150H248ZM4 152V153H3ZM151 152V151H150ZM150 152H149V154H150ZM165 152V151H164ZM232 152V151H231ZM236 152V151H235ZM239 152V153H240ZM243 152V151H242ZM241 152V153H242ZM246 152V151H245ZM250 152V151H249ZM9 153H10V155H9ZM81 153V152H80ZM90 153H93V152H90ZM97 153V154H96ZM101 153V152H100ZM110 153V152H109ZM116 154H117V152H115ZM152 153V152H151ZM159 153H157V154H159ZM171 153V154H172ZM237 153V152H236ZM29 156H28V155ZM51 154V155H52ZM61 154V155H60ZM64 154V155H63ZM74 154V153H73ZM73 154H71V155H73ZM102 154V153H101ZM100 154V155H101ZM160 154H162V152L160 153ZM83 155V154H82ZM96 155H98L99 156V152H96L95 151V157H96ZM106 155V154H105ZM123 157L124 156H126L127 157V153H122L121 154ZM151 155H153V153L151 154ZM156 155V154H155ZM231 155H234V152H233V154H231ZM2 157V159L4 158L3 157V155H1ZM28 156V157H27ZM37 156V155H36ZM46 156L48 157V154H46ZM91 157H92V155H90ZM97 156V157H98ZM118 156V155H117ZM135 156H143V152H137V154H135ZM150 156V155H149ZM197 156V157H196ZM21 157H23V156H21ZM38 157V156H37ZM52 157V156H51ZM74 157V156H73ZM122 157V158H123ZM158 157V156H157ZM182 157H185V159L184 160H186V161H183L182 160V162L180 161V158ZM8 158H7V160H8ZM46 158V157H45ZM58 158V159H57ZM60 158H62V160L60 159ZM82 159H85V157L84 156H82L81 157ZM80 158V159H81ZM94 158V154H93V157L91 158V159H93ZM107 158V157H106ZM121 158V157H120ZM225 158V157H224ZM226 158L228 159V157L226 156ZM232 158V159H231ZM233 156H231L230 157V160H231V162H230V160H227V161H229L230 162V164L231 165H233V164H235L234 165V168H235V166H237V165H239L240 166V163H241V161H235L234 160V163L232 162V160H233ZM5 159V158H4ZM3 159V160H4ZM19 159V160H18ZM64 159V160H63ZM78 159V158H77ZM95 159V161H97L96 160V158H94ZM93 159V160H94ZM131 159V158H130ZM151 159V158H150ZM150 159L148 158V161L150 162ZM155 159V158H154ZM235 159V158H234ZM22 160V162L24 161V159L22 158L21 159ZM20 160V161H21ZM45 160V159H44ZM59 160H61V161H59ZM75 163H78L79 161L78 160H76V159H72ZM71 160V162H73ZM86 160V159H85ZM117 160H118V158H117ZM145 160H146V157H145ZM225 160V159H224ZM225 160V161H226ZM26 161V160H25ZM36 161V160H35ZM58 161H59V163H58ZM64 161V162H63ZM76 161H78V162H76ZM102 161H104L103 159H102ZM115 162H116V160H114ZM125 161V159L124 160H122V162H124ZM148 161H147V163H148ZM174 161V162H173ZM211 161V160H210ZM248 161H251V164H250V162L248 163V164H250V167H253L254 166V164L252 163L253 162V160L252 159H249ZM259 161H260V159H259ZM12 162H15V160H12ZM39 162V163H40ZM54 162V163H53ZM60 162H62V163H64L65 164V166H63L64 164H62L61 163V165L63 166V167H65V169H68V170H66L65 171V169L64 168H62V166L60 165ZM97 162H101V161H97ZM105 162L106 161H104V164H105ZM108 162H113L112 161V158L110 159V161L108 160ZM173 162V163H172ZM212 162V161H211ZM21 163V162H20ZM56 163V165H54ZM66 163H67V165H66ZM75 163H73V164H75ZM91 163V162H90ZM103 163V162H102ZM101 163V164H102ZM135 163V162H134ZM233 163V164H232ZM242 163H243V161H242ZM1 164H3L2 166H6V170H7V172L5 171V170H3L4 169V167H3V169H2V167L0 168V171H2V173L0 172V177L2 176V178H0V197H1V192H3L4 193V191L6 190V189H9V188H12V187H14V184L13 185H11L12 187H8V185H7V182H6V185L4 184L5 182H4V180L6 181V179L8 180V178L6 177V174L10 171V170H13L12 168L14 167V165L13 166H11V165H4L5 163H4V161H2V163H0V166H1ZM22 164V163H21ZM33 164V163H32ZM41 164H40V166H41ZM52 164L54 165V166H52ZM61 166V168H60V166ZM92 164H94V162H92ZM107 164V163H106ZM114 164V163H113ZM149 164V163H148ZM223 164V163H222ZM229 163H227V165H226V167H228V169L226 168V171L228 172V174H230V171H232V172H236L237 174H239V172H238V170H236L237 169V167H236V171L234 170V169H232V166L231 165H228ZM237 164V165H236ZM247 164V165H248ZM49 165V166H50ZM146 165V164H145ZM242 165H246V163H243ZM242 165L240 166V167H238V169L240 168L241 169V167H242ZM256 165V164H255ZM18 165H15V167L14 168H16L18 171H20V170H23V168H22V166H18ZM34 166V167H33ZM40 166H38V167H40ZM56 166H57V168H56ZM66 166H67V168H66ZM91 166V165H90ZM88 167V165H87V167L88 168H86V172H87V169H88V171H90V174H91V171H92V169L94 168L93 167V165L91 166V167ZM96 166H100V163H99V165L98 164H96ZM108 165H106V166H104L105 167V169L106 168H108L107 167ZM113 166V165H112ZM117 166V165H116ZM120 166H121V164H120ZM119 166V167H120ZM126 166V165H125ZM172 166V165H171ZM231 166V167H230ZM54 167H55V169H54ZM93 167V168H92ZM98 167H97V169H98ZM101 167V166H100ZM115 167V166H114ZM114 167H113V170H114ZM143 167V166H142ZM141 167V168H142ZM229 167H230V171H229ZM250 167H248V171H249V173L248 174H251L252 172H253V174L254 175H252V176H250V177H248V176H245V175H247V173H244L246 170L244 169V168H242V169H244V171L242 172V173H240V174H242V175H240L239 174V176L237 177V179L239 178V177H241V178H239L240 179V181L239 182H242L241 180H245V181H249L250 179H247V178H253L254 179V182H256V179H259V180H263L264 178H262V172H260L258 169H255V166L253 167V168H250ZM11 168V169H10ZM20 168V169H19ZM25 168V167H24ZM60 168V169H59ZM70 168H72L71 170H70ZM89 168L91 169V170H89ZM118 168V167H117ZM125 168H127V167H125ZM124 167H123V171L124 170H126ZM262 168H264L263 166H262ZM2 169V170H1ZM10 169V170H9ZM15 169V170H16ZM51 170L50 171V174L49 173H47V176H45L46 174H45V170H46V172H48L49 170ZM53 169V170H52ZM62 169V171L60 172V170ZM63 169H64V171H63ZM80 169V168H79ZM96 169V168H95ZM102 169V168H101ZM109 169V168H108ZM111 169V168H110ZM147 169V168H146ZM145 169V170H146ZM149 169V168H148ZM239 169V170H240ZM253 169H255L256 170V174H255V172H254V170ZM259 169H261V167H259ZM24 170H27V169H24ZM39 170H40V172H39ZM44 170V171H43ZM58 170V171H57ZM155 170H153V172L155 171ZM169 172V174H168V172ZM258 170V171H257ZM6 173H5V172ZM18 171H16V172H18ZM68 171H69V173H68ZM109 171V170H108ZM116 171H118V170H116ZM123 171H122V173H118L117 175H116V177H119L120 178V176H122L124 173H123ZM130 171V170H129ZM148 172H149V170H147ZM221 171V170H220ZM224 171V170H223ZM222 171V175H221V173H219L220 175H217V173H216V171H215V175H217V176H223V178H225V174H227L226 172H223ZM251 171V172H250ZM3 172L5 173V178H4V176L3 175H1V174H3ZM29 172V171H28ZM28 172L26 173V174H28ZM32 172V171H31ZM34 172L33 173H30V174H34ZM43 172V173H42ZM52 172H54V173H56V174H54V173H52ZM58 172H59V174H58ZM66 173V175H65V173ZM71 172V173H70ZM76 172V171H75ZM74 172V173H75ZM96 172H98V170H96ZM95 171H94V175L95 176H97L98 178H99V176L97 175L98 173H96ZM99 172H100V170H99ZM102 172H104V171H102ZM111 172V171H110ZM153 172H151V175L153 174ZM157 172V171H156ZM171 172V173H170ZM10 173H12L13 174V171L11 172H9L8 174H10ZM24 173V172H23ZM62 173V174H61ZM63 173H64V175L65 176H61V175H63ZM73 173V174H74ZM78 173V172H77ZM77 173H76V175H77ZM89 173V172H88ZM108 173V172H107ZM106 173V174H107ZM128 173V172H127ZM127 173L125 174V175H127ZM213 173V172H212ZM211 173V174H212ZM223 173H224V175H223ZM11 174V175H12ZM53 174V175H52ZM61 174V175H60ZM89 174V175H90ZM93 174H91L92 176H93ZM130 174H132L131 173V171H130V173L128 174L129 176H130ZM140 174H142V173H139V176H140ZM165 174H166V176H165ZM168 174V175H167ZM234 173H231V176L233 175ZM244 174V175H243ZM10 175V177L9 178H12V180H13V178H15L16 179V175H14V176H16V177H13V175L11 176ZM36 175V173L33 175V176H35ZM59 175V176H58ZM99 175H100V173H99ZM103 175V174H102ZM110 175V174H109ZM154 175V174H153ZM205 175V176H204ZM213 175H214V173H213ZM259 175H261V177L259 176ZM263 175H264V169H263ZM36 176V178L38 179L39 177H37ZM53 176V177H52ZM58 176V177H57ZM78 176V175H77ZM129 176H127V178H129ZM146 176V175H145ZM149 176V175H148ZM227 176V175H226ZM258 176H259V178H258ZM43 177V178H42ZM47 177V178H46ZM82 177V176H81ZM81 177H80V179H81ZM86 177V176H85ZM112 177V176H111ZM114 177H115V175H114ZM130 177H133V176H130ZM152 177V176H151ZM155 177V176H154ZM214 177L215 176H212V180H214ZM220 177H218V178H220ZM233 177V176H232ZM244 177H246V179L244 178ZM20 179H21V177H19ZM18 178V179H19ZM68 178H69V176H68ZM76 178V177H75ZM74 178V176H73V179H75ZM135 178H137L136 176L133 178V179H135ZM144 178V177H143ZM217 177L215 178V180H217L218 179ZM222 178V177H221ZM261 178V179H260ZM18 179H17V183L16 184H19L20 185V183L19 182H21V183H23V185L21 184L20 186H25L24 184V182H22L21 180H19V182H18ZM80 179H79V182H81L80 181ZM82 179H84V182H85V180L87 179V178H84V177H82ZM103 179V178H102ZM107 179H108V177H107ZM145 179H147L146 177H145ZM168 179V180H167ZM236 179V180H237ZM238 179V180H239ZM252 179V180H253ZM3 180V181H2ZM41 180H44L43 182L44 183H40L41 182ZM58 180V179H57ZM72 180V179H71ZM88 180V179H87ZM87 180H86V182H87ZM94 180H96V181H94ZM104 180V179H103ZM118 180V179H117ZM221 180V181H220ZM232 180H233V178H232ZM262 180H261V183H263L262 182ZM14 181V180H13ZM12 181V182H13ZM47 181H49V182H53L51 179L50 180H47ZM73 181V185H71V186H75V191H76V187H78L79 186V184L81 185V183H78V181L77 182H75L78 186H76L75 185V183H74V180H72ZM89 181V180H88ZM105 181V180H104ZM133 181V180H132ZM131 181V182H132ZM158 181V180H157ZM264 181V180H263ZM2 182V183H1ZM9 183H10V180L8 181ZM16 182V181H15ZM48 182V183H49ZM118 182V181H117ZM151 183L153 182V180H151L150 181ZM167 182V183H166ZM169 182V183H168ZM221 182L223 183V185L221 186ZM253 182V181H252ZM8 183V184H9ZM40 183V184H39ZM62 183V182H61ZM101 183H105V182H102L101 181ZM107 183V182H106ZM130 183V182H129ZM133 183H134V181H133ZM159 183V182H158ZM164 183V182H163ZM248 183V182H247ZM50 184H52V183H50ZM110 184V183H109ZM146 184V183H145ZM257 184V183H256ZM255 184V185H256ZM37 185V186H36ZM84 185H85V183H84ZM87 185V184H86ZM108 185V184H107ZM106 185V186H107ZM230 185V186H231ZM242 186L241 187H243V188H245V186H243L244 185V183H242L241 184ZM251 185V184H250ZM260 185V184H259ZM33 186V187H32ZM48 186V185H47ZM168 186V187H167ZM46 187V186H45ZM52 187V186H51ZM110 187V186H109ZM121 187V186H120ZM136 187V186H135ZM136 187V188H137ZM225 187H227V188H225ZM234 187V188H233ZM16 188H18V190L19 191H15V192H20V190H24V187H23V189H22V187L20 188L19 186H17L16 185ZM39 188V187H38ZM42 188V187H41ZM83 188H85V189H83ZM107 188V187H106ZM126 188H128L127 186H126ZM133 188V187H132ZM157 188H159L158 190H157ZM162 188V189H161ZM222 189V191H221V189ZM223 188H225V191L223 190ZM233 188V189H232ZM253 188V187H252ZM260 188H262V186L260 187ZM5 189V190H4ZM14 188H12V190H13ZM88 189V190H87ZM104 189H105V187H104ZM165 189V190H164ZM2 190H4V191H2ZM33 190V189H32ZM37 191L35 192L36 194H38L37 192H38V190L39 189H36ZM42 190V189H41ZM43 190H46V189H43ZM157 190V191H156ZM159 190H161L160 191V193L162 192V190H163V193H165V195L162 197V198H160L161 196H160V193L158 192ZM261 190H264V189H261ZM75 191H73V192H75ZM80 191V190H79ZM241 191V190H240ZM238 192V196H236V197H239L240 196V194H242V192ZM11 192V191H10ZM14 192V191H13ZM14 192V193H15ZM31 192V191H30ZM245 192V191H244ZM257 192H259V194H260V190H258ZM23 193H26L25 195H24V197H26L27 196V192L25 191H23ZM29 193V192H28ZM46 193H47V191H46ZM76 193V192H75ZM138 193H139V191H138ZM157 193H159V194H157ZM234 193V192H233ZM5 194V193H4ZM10 195H11V193H9ZM40 194V193H39ZM80 194H82V193H80ZM84 194V196H85V193H83ZM231 194V193H230ZM245 194H248V192L247 193H244V195ZM258 193H257V197L259 198V199H257V197L255 198V197H250V198H255V200L257 201V202H261V200H263V202L262 203H264V199H262L261 197V194L259 195ZM14 195H16V199H19V198H17L18 197V195H17V193L16 194H14ZM30 195V194H29ZM32 195V194H31ZM78 195H79V193H78ZM231 195H233V194H231ZM235 195V194H234ZM34 196H37V195H34ZM39 196V195H38ZM37 196V197H38ZM82 196V199H83V195H81ZM159 196V197H158ZM230 197V196H228V194L227 195H225V197ZM248 196H249V194H248ZM247 196V197H248ZM15 197V196H14ZM32 197H33V195H32ZM232 197V196H231ZM230 197V198H231ZM236 197L235 198H233V199H236ZM241 198H242V203H244L243 202V200H244V196H243V194L240 196ZM12 198L13 197H11L10 199L12 200ZM34 198V197H33ZM85 198V197H84ZM245 198H246V196H245ZM14 200H15V198H13ZM28 199H30V197H28ZM36 199V198H35ZM34 199V200H35ZM72 199V198H71ZM227 199V198H226ZM239 199V198H238ZM11 200H10V202H11ZM25 200V199H24ZM33 200V199H32ZM31 200V201H32ZM79 200V199H78ZM77 200V201H78ZM231 200H232V198H231ZM248 200V199H247ZM253 201V202H255V204L257 205L256 207L254 206V209H256L257 207V209H256V213L254 214L253 212V214L254 215H260V214H262V215H260L259 217H264L263 215H264V209L262 208L263 206H264V204H263V206H261L262 204L260 203V205H258L259 203H257L256 201ZM16 201V200H15ZM85 201V200H84ZM95 201V200H94ZM233 201V200H232ZM234 201H236V200H234ZM240 201V199H239V202H241ZM17 202V201H16ZM25 203L27 202V200H25L24 201ZM28 202H30V201H28ZM24 203V204H25ZM168 203V204H167ZM233 203V202H232ZM27 204V203H26ZM231 204V203H230ZM254 204V205H255ZM124 205V208H121L120 206H123ZM236 205V204H235ZM246 205V204H245ZM250 205V204H249ZM248 205V206H249ZM252 205H253V203H252ZM26 206V205H25ZM67 206H69L68 208H66ZM80 206V207H81ZM115 206V207H114ZM189 206H191V208H192V206H195L194 208L195 209H198V211H197V213H194V212H196L195 211V209H193L194 210V212H191V213H189L187 210H186V207H189ZM227 206V205H226ZM230 206V205H229ZM238 206V205H237ZM24 207V206H23ZM131 207V208H130ZM161 207V206H160ZM166 207V206H165ZM196 207H198V208H196ZM262 208V210L260 209V208ZM18 208V207H17ZM127 208L129 209V210H127ZM247 208H249L250 209V206L249 207H247ZM89 209H88V212H89ZM95 209V208H94ZM158 209H159V207H158ZM164 208H162V210H163ZM228 209V208H227ZM253 209V211L255 212V210ZM71 210H72V208H71ZM87 211V210H86ZM128 211V212H127ZM202 211V212H201ZM251 211V210H250ZM250 211H248V212H250ZM259 211H261V212H259ZM2 212V211H1ZM69 212H70V210H69ZM201 212V213H200ZM206 212H208L209 214H207L206 215ZM79 213V212H78ZM86 212H84L82 215H83V217L84 216H86L87 215V213L85 214ZM183 213H186L187 215H185V217H183ZM258 213V214H257ZM260 213V214H259ZM161 214V213H160ZM160 214H159V216H160ZM200 214V215H199ZM226 214V213H225ZM248 214V213H247ZM77 215V214H76ZM80 214H78L77 216H79ZM91 215V214H90ZM89 215V216H90ZM97 215H95V216H97ZM103 215V214H102ZM228 215V214H227ZM243 215V214H242ZM249 215V214H248ZM254 215H252V216H254ZM63 216V217H62ZM67 216H70V215H67ZM66 216V217H67ZM89 216H88V218H89ZM94 216V217H95ZM99 216V215H98ZM97 216V218L96 219H99V217ZM101 216V215H100ZM130 216H135L136 217V219H134V220H129V219H131L130 218ZM163 215H161V217H162ZM235 216H237V214L235 215ZM245 216H247V215H244L243 216V218H245ZM251 216V217H252ZM258 216H255V217H258ZM52 217V218H51ZM62 217V218H61ZM68 218V217H67ZM85 218L86 217H84V220H85ZM87 218V219H88ZM243 218H242V220H243ZM30 221H29V220ZM78 219H79V217H78ZM161 219V218H160ZM175 219V218H174ZM228 219V218H227ZM257 219V218H256ZM255 218H254V223H256V220ZM263 219V218H262ZM64 220V219H63ZM84 220H83V223H84ZM116 222H115V221ZM123 220H125V222H122ZM166 220H168V221H170L169 219H166ZM175 220H178V219H175ZM242 220H241V222H242ZM252 220V219H251ZM258 220H261L260 218L259 219H257V225H253L252 223H253V221H252V225H253V229H254V227L255 226H258L259 225V221ZM65 221V220H64ZM80 221H82V220H80ZM87 221V220H86ZM85 221V223H87ZM91 221V220H90ZM94 221H96V220H94ZM105 220H103V222H104ZM131 222V225L129 224L128 225V223H130ZM154 221L155 220H153V221H150V222H153L154 223ZM160 221V220H159ZM162 221V220H161ZM167 221V222H168ZM231 222H232V220H230ZM244 221V220H243ZM250 221V220H249ZM263 221H264V219H263ZM263 221H261V224H263L264 225V223H262ZM51 222H50V224H51ZM71 222H72V220H71ZM70 222V223H71ZM101 222V221H100ZM107 222V221H106ZM115 222V223H114ZM156 222V224H158L157 223V221H155ZM163 222V221H162ZM175 222V221H174ZM238 222V221H237ZM80 222L77 220V223H72V224H79ZM82 223V222H81ZM90 223V222H89ZM88 223V224H89ZM93 223V222H92ZM96 223H97V221H96ZM127 223V225H125ZM172 223V222H171ZM228 223V222H227ZM230 223V222H229ZM236 223V222H235ZM249 223V222H248ZM94 224V223H93ZM147 224L148 225H151V224H149V223H146L145 222V225H146V227H148L147 226ZM250 224V225H251ZM58 225H59V227H57V229L60 231V233H61V235L59 234V236H61L62 238H66L67 236L65 235V232H64V228H65V226L67 225V223H65L64 224V222L63 221H59L58 222ZM87 225V224H86ZM92 225V224H91ZM101 225H102V223H101ZM104 225V224H103ZM142 227H141V226ZM153 225V224H152ZM159 225V224H158ZM157 225V226H158ZM168 225V224H167ZM251 225V226H252ZM262 225V226H263ZM74 226V225H73ZM84 226V225H83ZM82 226V227H83ZM96 226V225H95ZM94 225H92V229H88V230H93V227H95ZM99 223H98V225H97V227H96V230H97V228L100 230L101 229V227L99 226ZM233 226V227H232ZM20 227H22L21 229H19ZM75 227V226H74ZM74 227H72V228H74ZM78 227V226H77ZM145 227V226H144ZM143 227V228H144ZM155 228H156V226H154ZM160 227H161V225H160ZM228 227V228H229ZM259 227V226H258ZM260 227H261V225H260ZM264 227V226H263ZM71 228V229H72ZM81 228V227H80ZM79 228V229H80ZM87 228V227H86ZM113 228V231H116V229L114 230V227H112ZM111 228V229H112ZM163 228V227H162ZM167 228V227H166ZM166 228H163L162 230H164V229H166ZM175 228V227H174ZM245 228H247V226L245 227ZM248 228H250V226H248ZM52 229H55V227H53ZM110 229V228H109ZM157 229H159V228H157ZM156 229V230H157ZM169 229H170V227H169ZM83 230V229H82ZM81 229H80V231H82ZM103 230H104V228H103ZM173 230V229H172ZM48 231V232H47ZM57 231V230H56ZM107 231V230H106ZM108 231H110V235L112 234V232H111V230H108ZM166 231V230H165ZM253 231V230H252ZM58 232V231H57ZM63 232V233H62ZM101 232V231H100ZM124 232H122V233H124ZM144 232H146L147 233V231H144ZM150 232H149V234H150ZM262 232V231H261ZM83 233H88V231L86 232V230L83 232L82 231V235H83ZM93 233V232H92ZM92 233H91V235H92ZM108 233V232H107ZM162 233V232H161ZM165 233V232H164ZM171 233V232H170ZM188 233V234H189ZM76 234V233H75ZM94 234V233H93ZM95 234H96V231H95ZM94 234V235H95ZM104 234V233H103ZM106 234V233H105ZM105 234L104 235H102V236H105ZM115 234V233H114ZM118 234H119V230H118ZM143 234V233H142ZM148 234V233H147ZM225 235L224 237H230L231 239V241L229 242V243H227L226 245L225 244H223V245H225V246H223L222 244H220V242L218 241V238H220V237H223V235ZM78 235H79V233H78ZM86 237H87V234H84ZM89 235V234H88ZM108 235H109V233H108ZM108 235H106V236H108ZM146 235V234H145ZM174 235V234H173ZM257 235V234H256ZM76 236H77V234H76ZM113 236V235H112ZM118 236V235H117ZM169 236V235H168ZM170 236H171V234H170ZM262 236H264V232H263V234L261 235V237ZM98 236H96V238H97ZM109 238H111L110 236H108ZM190 237H192V236H190ZM223 237V238H224ZM256 237V236H255ZM258 237V236H257ZM62 238L61 239H59L60 241H62ZM99 238V237H98ZM107 238V237H106ZM140 238V239H139ZM202 238H203V240H202ZM222 238V239H223ZM52 239V238H51ZM67 239H68V237H67ZM67 239H66V241H67ZM84 239V238H83ZM92 239H94V238H92ZM100 239V238H99ZM99 239H98V241H99ZM213 239H216V240H213ZM246 239V241H247V238H245ZM256 239V238H255ZM64 240V239H63ZM86 240V239H85ZM84 240V241H85ZM101 240V239H100ZM108 240V243L106 244L105 243V245L107 246V245H110L111 243H110V240L109 239H107ZM106 240V241H107ZM116 240H117V242H116ZM224 240H225V238H224ZM229 240V239H228ZM65 241V244L68 242H66ZM79 241V240H78ZM88 242L90 241H92L91 240V238L89 237V240H87ZM86 241V242H87ZM139 241H142V243L141 244H139L140 242ZM144 241V242H143ZM182 241V240H181ZM180 241V242H181ZM226 241H227V238H226ZM239 241V240H238ZM237 241V242H238ZM260 241V240H259ZM101 244L103 245V242H105L104 240L102 241L101 240ZM119 242V243H118ZM145 242H147L146 243V245H145ZM178 242H179V240H178ZM190 242V241H189ZM203 242L205 243V244H203ZM58 243H59V241H58ZM93 243H94V241H93ZM96 243H97V240H96ZM114 243H117V244H114ZM120 243H121V241H120V239H119V241H118V239H115V241L113 242V244L116 246V245H120ZM138 243V244H137ZM223 243V242H222ZM21 244V245H20ZM23 244V245H22ZM70 244H73V243H70ZM69 244V245H70ZM92 244V243H91ZM97 244H99L98 246H99V248L100 247H104V246H100V243L98 242ZM96 244V245H97ZM112 244V245H113ZM149 244V245H148ZM252 244V243H251ZM61 247H63L62 246V242H61ZM60 245H59V249H60ZM68 245V246H69ZM74 245V244H73ZM112 245H110V246H112ZM113 245V246H114ZM133 245H134V243H133ZM145 245V246H144ZM250 245V244H249ZM249 245H248V247H249ZM263 245V244H262ZM17 246L18 247H20L21 246V249H22V253H18L17 252V250H18V248H17ZM43 246V247H44ZM66 245H64V247H65ZM75 246V245H74ZM73 246V247H74ZM90 246V245H89ZM98 246L97 247H95V246H93V245H91L90 247H88V246H86V248H88V252H90V250H91V252H92V249H94L93 247H95L96 249H99L98 248ZM135 246V245H134ZM171 246H174V245H171ZM170 246V247H171ZM14 247H16V252L18 253L17 255H15L14 253H13V251L15 250V248ZM47 247V246H46ZM48 247H52V246H48ZM57 247V242H56V246L53 248H51V250L52 249H55ZM63 247V248H64ZM72 247V246H71ZM70 247V248H71ZM72 247V248H73ZM84 247V246H83ZM109 247V246H108ZM108 247H104V249H106V248H108ZM120 247V246H119ZM126 247V245L124 246V248ZM128 247V246H127ZM219 247V248H218ZM253 247L254 246H252V247H250L249 249L250 250H252L253 249ZM261 247V246H260ZM66 248V247H65ZM67 248H69V247H67ZM69 248V249H70ZM72 248H71V250H69V251H72V252H74L73 250H72ZM74 248H76V246L74 247ZM79 247H77V249H78ZM90 248V249H89ZM121 248V247H120ZM134 248V247H133ZM140 248L138 249V250H140ZM147 248V249H148ZM173 248V247H172ZM247 248V247H246ZM20 249V248H19ZM20 249V250H21ZM48 249H50V248H48ZM77 249H75V250H77ZM80 250H81V248H79ZM82 249H85V248H82ZM95 249V250H96ZM104 249H102V250H104ZM112 249V248H111ZM111 249H109V251L111 250ZM117 249V248H116ZM143 249H141L139 252L138 251H136V249L134 248V250H132V248H126V249H124V253H123V255L125 254V255H128V256H130V257H128V263L129 262H134V261H136L135 259H134V255H136V254H138V255H141L140 253H142L143 251H145V250H147V249H145V250H143ZM149 249L147 250V251H149ZM213 249H214V251H213ZM217 249H219V251L217 250ZM19 250V251H20ZM100 250V249H99ZM102 250H100L99 252L101 253V251ZM113 250H114V248H113ZM113 250H111L112 252H109L108 250H106V251H103L102 253H101V255L99 254V252L96 254L97 256H94V254L93 255H84V256H80L81 258L83 257H85V256H90V258H91V256H93V260H95V261H92V263H94L95 264V262H96V257H99V256H101V259H102V256H104V254L103 253H105V258H104V260H103V262L104 263H106V264H111V263H113V259L114 258H116L115 257V255H117V254H113ZM121 250V249H120ZM191 250V249H190ZM193 250H195V249H193ZM255 250V249H254ZM55 251V250H54ZM79 251V250H78ZM108 251V252H107ZM200 251H203V252H200ZM220 251H221V253H220ZM245 251V250H244ZM247 251V250H246ZM246 251L244 252V253H246ZM15 252V251H14ZM21 252V251H20ZM59 252V251H58ZM66 252H67V249H66ZM84 252V251H83ZM82 252V253H83ZM97 252V251H96ZM48 253V252H47ZM46 253V254H47ZM75 253V252H74ZM93 253V252H92ZM119 253L120 252H118V256H119ZM144 253H146L147 254V256L149 255L146 251L145 252H143V254ZM233 253V252H232ZM243 253V254H244ZM247 253H251V252H248L247 251ZM259 253V252H258ZM262 253H264V252H262ZM77 254H81V253H78L77 252ZM77 254H74L75 256L77 255ZM85 254V253H84ZM87 254H89V253H87ZM103 254V255H102ZM172 254V255H171ZM237 254V253H236ZM242 254V253H241ZM44 255V256H43ZM51 255V254H50ZM53 255V254H52ZM59 255H61V257L62 256H64L63 254H59ZM59 255H58V258L60 259L61 257H59ZM74 255H72V253L70 252V253H68L67 255H66V257H67V259L69 258H72ZM138 255L136 256L137 257V259H139L138 258ZM145 255V254H144ZM174 255V259L172 260V261H170L169 263H168V259L170 258V257H172ZM246 255H248V254H246ZM260 255H263V254H261V252H260ZM55 256V255H54ZM53 256V257H54ZM227 256V257H226ZM258 256V255H257ZM50 257V256H49ZM52 257V256H51ZM65 257V258H66ZM122 257V256H121ZM230 257V256H229ZM259 257V256H258ZM58 258H56V259H58ZM78 258V257H77ZM81 258L80 259H78L77 261H79V262H81ZM82 258V259H83ZM89 257H88V259H90ZM123 258L124 257H122V260H123ZM263 258V257H262ZM261 258V259H262ZM67 259H66V262H67ZM76 259V258H75ZM74 259V260H75ZM85 259V258H84ZM83 259V260H84ZM119 259H120V256H119ZM134 259V261H132ZM146 259V258H145ZM144 259V260H145ZM240 259V258H239ZM39 260V259H38ZM42 260V259H41ZM61 260V259H60ZM91 260H92V258H91ZM99 260V259H98ZM118 260V259H117ZM130 260V261H129ZM141 260V259H140ZM168 260V261H167ZM207 260V259H206ZM51 261H52V258H51ZM56 261V260H55ZM54 261V262H55ZM64 261V260H63ZM101 262L100 263H102V260H100ZM119 261V260H118ZM118 261H116V263L118 262ZM142 261V260H141ZM140 261V262H141ZM242 262H243V260H241ZM59 262V261H58ZM73 262V261H72ZM82 262H84V261H82ZM111 262V263H110ZM139 262V263H140ZM144 262V261H143ZM145 262H146V264H148L147 263V260H145ZM149 262V261H148ZM197 261H195L194 263H196ZM199 262V261H198ZM197 262V263H198ZM210 262H212V260H210ZM210 262L208 263V264H210ZM63 264L65 263V262H62ZM74 263V262H73ZM119 263V262H118ZM117 263V264H118ZM126 263V262H125ZM150 263V262H149ZM150 263V264H151ZM46 264H47V261H46ZM49 264V263H48ZM54 264H57L56 262L54 263ZM70 264H71V260H70ZM76 264V263H75ZM78 264V263H77ZM80 264V263H79ZM88 264V263H87ZM114 264H115V262H114ZM134 264V263H133ZM143 264H145V263H143ZM199 264H201L200 262H199ZM203 264V263H202ZM212 264V263H211ZM233 264H234V262H233ZM240 264H242V263H240ZM254 264V263H253ZM259 264V263H258Z\"/></svg>","mask_w":264,"mask_h":264},{"label":"rangeland","instance_id":"2","mask_svg":"<svg viewBox=\"0 0 264 264\" xmlns=\"http://www.w3.org/2000/svg\"><path fill=\"white\" fill-rule=\"evenodd\" d=\"M102 3H103V1H101ZM93 3H95V5H98L99 3H100V0H94V2ZM122 3H125V2H122ZM78 6V5H77ZM77 6H76V4H74L73 6L71 5V9L72 10H70V11H68L67 10V8L65 9V12H67V13H65L64 12V10H60L62 13H60V11H54V14L55 15H57L55 12H59V14L58 15H60V16H62L63 18L61 19V20H64V21H72V22H69L68 24H69V26L68 27H72V29H68V27L67 26H64V21H63V23H59V21L56 19V17L60 20V16H56L55 17V15L53 14V12H51L52 10H50V13L49 14H51L50 15V17H52L51 19H53L51 22H56L55 24H58V26H59V28L61 29L62 28V30H59V28L57 27V25L56 26H54V28H56V30L55 29H52V24L53 23H51L50 21L48 22L49 24L51 23V26H49V25H47L48 26V28H47V26H44V24H43V26H42V24L41 23H39L38 24V26L36 25V27L34 26H32V24L30 25V29H29V24H28V26L27 27H25V28H22V30H24V31H26V33L24 34V36H26L27 35V32L29 31V30H35V28H36V30H37V32L35 31L34 33L33 32H31V33H33V35L36 37V36H39V40H40V37L42 36V34H44V36L46 35V34H50V33H54L55 34V36L56 35H61V36H56L58 39H60L59 37H61V39H63L64 40V42L65 43H68V44H65L64 43V45H62L63 44V41H62V43H60L56 38H55V42H56V40L58 41L57 43H59L58 45H57V43L55 44V42H53V43H51V45H50V47H49V50L51 49V47H54V46H56V48H52L51 49V52H49V50H47V52L48 53H50V55H49V57H47V60L46 59H44V60H37L38 58H36L35 56V58H36V60L37 61H35V64H34V66L32 65V64H29V65H32L31 67H29V68H31L32 69V67L34 68V69H32L33 70V72H32V74L34 73L36 76H35V78L36 79H34V75H32L31 74V71L32 70H29V69H25V68H20L19 67V62H21V61H19V59L17 58L16 59V57H17V55H16V57H15V60H18V61H15L14 60V58L13 59H11V62L9 63L8 62V64H10L11 65V63H12V66L13 67H15V69H16V71H18V72H20V73H22L23 75H18V73H16V71L15 70H11L10 71V69H9V65H8V68L6 67L7 66V63H6V61L4 62V61H2V59H1V61H0V70H2V71H0V74H1V79H2V81L3 82H6V83H4L5 85L7 84V82L8 81H5V80H7L9 77H11V79L12 78H17L18 76H20V77H25L24 79H22V78H18V80H19V82L20 81H22L23 83L26 81L27 83H29L30 85H29V87H31L33 90H30V93L27 91V93H25L24 91H25V87L27 86L28 87V84L27 85H25V87L23 88V90H20V84H21V82L19 83L16 79L14 80V79H8L11 83H12V85L14 86V87H16V85H18L17 86V88H14L13 86H11V83H9L10 85H8V86H6L5 87V85L4 86H1V80H0V94L1 95H4L5 97L6 96H8V97H6L7 99H5V98H3V100L1 99V96H0V99H1V104H0V106H1V108H0V115H2V114H5L6 112V116L7 117H4V119H3V117H1L0 116V122H3V123H0L2 126H7L8 124H6V121H11V123H12V125H8L7 127H15L16 129L17 128H19V130H21V132H18L15 128V132H18L19 134H21V135H19L18 133H17V135H19L18 137H15V132L13 133V129H10V130H12V134H10L9 133V138H11V139H9V143H8V147H12V145H13V143L15 144L12 148H14L15 146H16V148H20L21 149V151H20V155L21 156H23V157H21V156H18V158L21 160L22 158L24 159V161L22 162V160L20 161L19 159V161L18 162H16V160H17V157H16V159H14V155H11V160H9V156H8V154L6 153V152H10V151H8L9 149H11V147L8 149V150H3V149H1V152L2 151H4L5 152V154H2V153H0V163H2V161H4V165H11V166H13L14 165V167H15V165H18L19 167L20 166H22V168H23V170H20V171H18L16 168H12L13 170H10L11 172L13 171V174L14 175H16V176H14L12 173H10V174H6V177L8 178V180L5 178V173L7 172V170H6V166H2L3 164H1V166H0V168L2 167V169H3V167H4V169L3 170H5L4 172H3V174H1V175H3L4 176V178L6 179V181L4 180V184L6 185V182H7V185H8V187L10 186V187H12L11 185H13L14 184V187H12V188H14L13 190H12V188H9V189H4V190H2V191H4V193L3 192H1V197H0V200H5V197L4 196H6V199H7V201H8V203H16V209H23L24 211H25V208H26V210H27V208H28V210L29 211H32V212H36V206H33V205H36L37 204V199L39 200L40 198V196H41V194H45L46 195V197H44V198H52L51 196H50V194H52L53 192H54V190L52 189V188H54V187H56V186H58V185H63L64 183L67 185V183H68V185H69V183L70 182H72V184L71 185H73V181L72 180H74V183L75 182H77L78 181V183H81V185L79 184V186L75 183V185L76 186H78V187H76L77 189H76V191H75V186L73 187V186H71V185H69L70 187H71V189H74V190H71L72 192H70V194L72 195V196H70L68 199H70V201H72V202H74V200H75V202L74 203H80L81 202V200H83L82 201V203H84V204H86V205H88V203L90 202V203H93V202H103L104 200H100L99 198L97 199V197H92L91 199H90V196H91V192H90V190H88L89 189V184L90 185H92V184H95L94 182H92V184H91V182L90 181H93L92 180V178L91 177H95V179L97 180V182L96 183H98V181H99V183L101 184L100 185V189H101V191H102V194L104 195V192H105V190H104V184L106 183V182H109V181H113V182H117L118 181V183L119 182H121V183H123V184H125V185H127L128 186V188H129V190H132L133 191V194L135 195V196H137V194H138V196L140 195V193H141V191H139V193H138V191H136V187H137V183H143L144 185H147V183H150V184H153V183H157V184H155L156 186H160V187H162L164 184H165V179L166 178H168V179H170L169 178V176L168 177H164V175L162 176V172L164 173L165 171L163 170V166H164V164H165V160H164V162H163V160L162 159H166V164L165 165H170V163H171V161L169 162V163H167V161H169V160H171V159H173V158H175L174 156H171V157H173V158H171V159H169L168 158V160H167V157L165 158V156H163L164 155V153L165 154H169V156L170 155H173V153H172V151L171 152H169L168 150L170 149L171 150V148L173 147H176L175 145H177V144H179L180 143V145H181V143L182 142H175V140H174V135L175 134H173L174 132V128H172V129H170V127H169V125L171 124V120L169 119V103H168V100L170 101L171 100V96H170V94L166 91V90H164V91H161L160 93H159V96L161 97H159V100L156 102V99L155 100H153L152 98H149V100H148V97H146V95H145V97H144V100H143V102H144V117L142 118V119H140L139 117H138V119H136V114L134 113V108H135V103H131V104H126L125 105V103L123 104V105H125V107L124 108H120V102H118L117 104H115L112 108H110V107H108V108H105V104H106V102H107V99H108V97L110 96V92H111V90L113 89V88H116V86H118L120 83H119V81L120 80H125V78H124V76H122V74H121V71H119V66H118V63H119V61L120 60H118L119 58H117V61H118V63L117 62H115L116 61V58H113V59H115V60H113L112 58H111V61H109V60H106V59H109V58H107V57H109L108 55H106L107 54V52H109L110 51V49L111 48H109L108 50H102V48H101V45L102 44H104L105 43V40H103L102 39V41L100 42V37H103V35H101V36H98V39L97 38H95V37H90V35H93L95 32L96 33H98V31H100L99 33H102L101 32V30H102V28H103V30L102 31H106V28L109 26L110 28L112 27V31H118V30H121L122 31V24L123 23H121V22H124V20L126 19V17H125V19H124V17H123V15L121 14L120 16H122L120 19H122L120 22H119V18L117 17V22L119 23V25L121 26V28H120V26L117 24V22H112L113 23V26H112V23H111V21H109V23L107 22L108 20H107V18H108V16H110V18H114L113 16H112V13L114 12H112V13H110V12H108V15H106L105 13H101V12H98L97 10H96V12H98V13H100L99 15L101 16V15H104V16H99L98 18L100 19V20H102V22L100 21L99 22V19H97L98 20V22L94 19L95 17H93L94 16V14L96 15L97 13L96 12H92V13H88V12H85V13H83V14H81V12L80 13H78V11H76L75 10V8H77ZM68 8H69V6H68ZM78 9V8H77ZM120 9H122V12L124 11H126V13H127V15L128 16H130L131 14H134L135 13V11L132 9V8H130V9H128V10H125V8L123 9V8H120ZM116 10V9H115ZM119 10V9H118ZM74 11H75V13H74ZM131 11V12H130ZM70 12V13H69ZM71 12H73V13H71ZM119 12H121V10L119 11ZM119 12H118V14H119ZM121 12V13H122ZM123 12V13H124ZM109 13H110V15H109ZM116 14H117V12H115ZM114 13V16L116 17V16H118V15H116ZM126 13L124 14L125 16H126ZM129 13H130V15H129ZM48 14V15H49ZM89 16H88V15ZM164 16H166V14L163 12L162 13ZM54 15V16H53ZM64 15V16H63ZM78 15L79 16H81V17H79L78 18ZM83 15V16H82ZM87 17H86V16ZM73 16H75L76 18H78V19H76V18H74ZM112 16V17H111ZM119 16V17H120ZM127 16V17H128ZM136 16V15H135ZM97 17V16H96ZM132 17H134L133 15H132ZM72 18V19H71ZM91 18H92V20L93 21H90L91 20ZM54 19L55 20H57L58 21V23H57V21H54ZM67 19V20H66ZM74 19H76V20H78L79 21V24L80 25H82V26H84L85 24V28H81V27H79L80 29H78V28H76V27H78V26H76L77 24H76V21H75V28L73 27V22H74ZM106 19V20H105ZM114 19H116V18H114ZM60 20V21H61ZM77 21V22H78ZM94 21H96L94 24H95V27L93 28V27H91L90 28V26L89 25H91L92 26V24H93V22ZM116 21V20H115ZM62 22V21H61ZM105 22H107V27H105L104 25V23ZM66 24L65 25H67V22H65ZM90 23H92V24H90ZM97 23H99L98 25H96ZM102 23V24H101ZM59 24H63V25H59ZM78 24V25H79ZM93 24V25H94ZM115 24H117L118 25V27H119V29L117 30V28H115L114 27V25ZM88 25V26H87ZM117 25H116V27H117ZM32 26V27H31ZM41 26V27H40ZM100 28V29H97L98 27ZM104 26V27H103ZM16 26H13V28H15ZM51 28V31H49V30H47V29H50ZM97 27V28H96ZM108 27V29H110ZM113 27H114V30H113ZM32 28V29H31ZM47 28V29H46ZM88 28H90L91 30H89V31H87L86 29H88ZM6 29V30H5ZM27 29H28V31H27ZM84 29H85V31H84ZM97 29V30H96ZM107 29V31L106 32H109V30ZM130 29V28H129ZM128 29V30H129ZM7 30H9V29H7V28H2V29H0V33L2 32L3 33V31H5L4 32V35L3 36H5V38H6V40H4L5 42H10L9 43V45H12V46H14V50H12V51H16L17 49H18V51H20V50H23V49H25L26 47L25 46H27V49L29 50V46H28V42H32V41H34L33 40V38H34V36L33 35H30V32L28 33V38H29V40L27 39V37H25L24 38V36L21 38V40H20V38L19 39H15V38H11L12 36H11V34L12 33H10V35L9 34H7V36H6V32H7ZM65 30V31H64ZM68 30V31H67ZM71 30H73V32L71 31ZM76 30H77V32H78V34H77V32H76ZM124 30V29H123ZM126 30V29H125ZM10 31H12V30H10ZM14 32H15V30H13ZM39 31V32H38ZM41 31L43 32V33H41ZM64 31V32H63ZM74 31H75V37H74V35L72 34V33H74ZM83 31V32H82ZM93 31V32H92ZM63 32V33H62ZM111 32V31H110ZM116 32H114V33H116ZM123 32V31H122ZM8 33V32H7ZM35 33L37 34V35H35ZM98 33V34H99ZM104 33V32H103ZM113 33V34H114ZM146 29H145V35H146ZM14 34V33H13ZM12 34V35H13ZM17 34V33H16ZM15 34V35H16ZM63 34V35H62ZM71 34V35H70ZM111 33H109V35H110ZM117 34H120V35H122V33L120 32H118V33H116V35ZM14 35V37H16ZM112 35V34H111ZM115 35V34H114ZM3 36H1V34H0V38H2ZM8 36H10L9 37V39H8ZM33 36V37H32ZM72 36V37H71ZM93 36H96V34L95 35H93ZM105 36V35H104ZM108 36V35H107ZM19 37V36H18ZM97 37V36H96ZM110 37V36H109ZM113 37V36H112ZM4 38V39H5ZM17 38V37H16ZM107 38V37H106ZM60 39V40H61ZM75 39H77V40H75ZM109 39H111V38H109ZM19 40V41H18ZM28 40V41H27ZM36 40H38L37 38H36ZM35 40V41H36ZM38 40V41H39ZM86 40V41H85ZM93 40H94V42H93ZM107 40H108V38H107ZM37 41V42H38ZM84 41V42H83ZM99 41V42H98ZM110 41V40H109ZM109 41H106V42H109ZM37 42H35V45H36V43ZM89 42V43H88ZM7 43V44H8ZM22 43H24V45L22 44ZM84 43H86V44H84ZM92 43V44H91ZM32 44H33V42H32ZM70 44H72L71 45V47H70ZM95 46H94V45ZM101 44V45H100ZM109 44H110V42H109ZM109 44L107 43V44H105V46H109ZM35 45H34V47H35ZM80 45V46H79ZM88 45V46H87ZM90 45V46H89ZM99 45V46H98ZM58 46V47H57ZM63 47V48H60V47ZM67 46V47H66ZM72 46H77V47H80V48H74V47H72ZM104 46V45H103ZM29 47V48H28ZM31 47H32V45H31ZM93 47V50L91 49ZM110 47V46H109ZM33 48V47H32ZM59 48V49H58ZM104 48V47H103ZM27 49H25V50H27ZM53 49H57V50H53ZM62 49V50H61ZM63 49H64V51H63ZM87 49H88V52H87ZM90 49H91V52H90ZM27 50V51H28ZM53 50V51H52ZM59 50V54H58V52H56L58 55L57 56H61L60 54L62 53V55L63 56H61L60 57V59H59V57H54V58H56V59H54L55 61L57 60V59H59V61H61V62H59V65H61L62 66V61H65V62H67L66 60H69L68 62L70 63V65H71V67H68V64L69 63H67V65L65 66V62L63 63V65L64 66H62V70L59 68L58 70H57V68L58 67H60L57 63H56V65H58L57 66V68H55V70L53 69L52 70V68H54V66H55V64H54V66L53 65H51L52 66V68H51V70L49 71V69H47V65H50L51 64V62L53 61L52 59H53V57H52V54H54V55H56L55 53H54V51H58ZM78 50H80L81 51V53L80 52H78ZM10 52H11V50H9ZM18 51H17V54H18ZM31 51H35V50H32L31 48H30V51L29 52H31ZM67 51V52H66ZM78 52V54L76 55V54H74L75 52ZM87 52V53H86ZM100 52L102 53L101 55H100ZM16 53V52H15ZM52 53V54H51ZM68 53V54H67ZM85 53V54H84ZM8 54H10V53H7L6 55H5V53L2 55V53H0V57L2 58V56L4 57V55L7 57V55ZM12 54H14L13 52L10 54V57L9 58H12L11 57V55ZM84 56H83V55ZM87 54V55H86ZM28 56H29V53L27 54ZM30 55H32V54H30ZM67 55H69V56H67ZM73 55H76V58H78L77 59V62H75V65H73V63H72V61H76L75 60V57H70V56H73ZM94 55H95V57H94ZM104 55V56H103ZM111 56H112V54H110ZM9 56V55H8ZM13 56V55H12ZM78 56V57H77ZM33 57V56H32ZM31 57V58H32ZM52 59H51V58ZM103 57V58H102ZM163 57L164 58H166L167 56L166 55H163ZM31 58L30 57H28V60H27V62L28 61H30L31 60ZM74 58V59H73ZM98 58V59H97ZM101 58H102V61H104L105 60V62H102L103 64L100 66L99 65V63L101 64ZM4 60H5V57L3 58ZM49 59L50 60H52L51 62H49ZM63 59V60H62ZM73 59V60H72ZM87 59H89V60H87ZM121 59V58H120ZM6 60H8V58H6ZM13 60H14V62H13ZM85 60H87V61H85ZM45 63H44V62ZM46 61H47V65H46V67L44 66V65H41V63H44V64H46ZM80 61V62H79ZM82 61V62H81ZM98 61V62H97ZM108 62V64H107V62ZM31 62V61H30ZM50 64H49V63ZM54 62V61H53ZM52 62V63H53ZM56 62H58V60L56 61ZM85 62V63H84ZM97 62V63H96ZM6 63V64H5ZM29 63V62H28ZM28 63H26V64H28ZM77 63H79L80 65H82V64H85V66L84 65H82V67L84 66L85 67V70H83L84 69V67L82 68V67H80V65H77ZM25 63H23V64H21V65H24ZM96 66H95V65ZM117 64V65H116ZM4 65H6L5 67H4ZM69 65V66H70ZM101 68V69H103L102 68V66L104 67V68H106V70L104 69V71H108L107 73H105L103 70H101L100 68H98V66ZM114 65V67H113V69L111 68L112 66ZM51 66H49L48 68H50ZM118 66V67H117ZM44 67H45V69H47L46 71H49V73L48 74H46L47 72H45V69H44ZM65 67V68H64ZM68 67V68H67ZM96 67H97V69H96ZM110 67V69H112V71L110 70V69H108ZM117 67V68H116ZM10 68H11V66H10ZM27 68V67H26ZM95 70V72H94V70ZM4 69V70H3ZM12 69H14V68H12ZM42 69V70H41ZM74 69V70H73ZM79 69H81V70H79ZM56 70H57V72L59 71L60 73H57V74H59V76H60V74H64V75H61V76H64V77H66V79L65 78H63L64 79V81L66 80V81H69L68 83H63V82H60L59 84H57V82H54V80L52 79V78H50V77H53L54 78V72H56ZM70 70V71H69ZM89 70V71H88ZM93 70V72H91V71ZM99 70V71H98ZM156 70H158V72H159V74L161 73V71L163 70H165L163 67H162V65L161 66H159V68H157ZM7 71H8V73H7ZM51 71H52V74H50L51 73ZM54 71V72H53ZM63 73H62V72ZM70 73V74H68V72ZM40 74H39V73ZM42 72V73H41ZM72 72V73H71ZM75 72V73H74ZM81 72V73H80ZM89 72V73H88ZM37 73H38V75H37ZM96 75H95V74ZM46 74V75H45ZM50 74V75H49ZM56 74V73H55ZM80 76H82V77H80ZM82 74H84V78H83V75ZM86 74H88V75H90V76H88V75H86ZM91 74H92V76L93 75H95L96 76V79H97V77H101V78H98L97 80L98 81H96V79H95V81H94V83H93V81L92 82H89L90 84H92V85H94V86H92L91 87V85L89 84V83H87L89 80H91V79H93V78H95L94 76H93V78L91 77ZM111 74V75H110ZM113 74H114V76H113ZM29 77H28V76ZM72 75H75V77L74 76H71ZM85 75L86 76H88V77H85ZM61 76H60V80H61ZM71 78H70V77ZM79 76V77H78ZM108 76H110V78L108 77ZM112 76V77H111ZM121 76V77H120ZM147 76H149L150 77V79H152V81L150 82V85L148 86V88H149V91H153L154 89H155V87H156V85H155V80H156V77L157 76H155V75H147ZM160 76V75H159ZM49 77V78H48ZM56 78H57V76H55ZM113 77H114V80H112L113 79ZM168 77V75L167 74H165V76L164 77H160V79L159 80H162V79H164V78H167ZM86 78H89L88 80H86ZM107 78V79H106ZM22 79V80H21ZM55 79V78H54ZM58 79V78H57ZM63 79L61 80V81H63ZM70 79H71V81H70ZM78 79H84L83 81H85V82H83V81H81V80H79V81H77ZM110 79V81H108L107 82V80H109ZM116 79V80H115ZM41 80V81H40ZM46 80H48V82L50 81V82H53L55 85H57V86H55L54 87V85H53V83H49L50 85H47L48 84V82H46ZM105 80V81H104ZM154 80V81H153ZM40 81V82H39ZM75 81V82H74ZM2 82V83H3ZM17 82H18V84H17ZM25 82V83H26ZM39 82V83H38ZM154 82V83H153ZM23 83H22V87L24 86L23 85ZM70 83H71V86H70ZM72 83H73V85H72ZM75 83V84H74ZM82 83H84V84H82ZM36 85V86H34L35 88H33L32 87V85ZM62 84H65V85H62ZM110 84V85H109ZM114 84V86H112ZM3 85V84H2ZM20 85V86H19ZM86 85V86H85ZM89 85V87H87ZM53 86V87H52ZM60 86V87H59ZM81 86H83L85 89H86V91L85 90H82L81 89ZM18 87H19V89H18ZM57 87V88H56ZM59 87V88H58ZM66 87H70V88H67V89H64V88H66ZM93 88V90H91V88ZM112 87V88H111ZM12 90H11V89ZM31 88H28V90L29 89H31ZM37 88V89H36ZM54 88L55 90H52V89ZM62 88V89H61ZM95 88V89H94ZM34 89H36V91H34ZM69 89V90H68ZM72 89H75V91H73L72 93H70V91L72 90ZM89 89L91 90V91H89ZM163 89V87L161 88V90ZM40 90V91H39ZM52 90V91H51ZM77 90H78V92H79V94L78 95H80V97L79 96H76V94L75 93H78L77 92ZM35 92V93H33L32 94V92ZM83 91V92H82ZM7 92V93H6ZM9 92V93H8ZM40 92V93H39ZM37 93V94H36ZM51 93V94H50ZM82 93V94H81ZM16 94V95H15ZM30 94H32V95H36L35 97H37V95H41L40 97H42L43 98V100L45 99V100H47V102H44V103H48V104H40L41 102H42V98L40 99L41 100V102H38V99L40 98L39 96L37 97L38 99H37V101H36V99L34 98V96H33V98L35 99L34 101H33V99L31 100V99H24V97H26V96H30ZM71 94V95H70ZM75 94V95H74ZM162 94V95H161ZM54 95H57V97H58V99H57V97L56 96H54ZM64 95H65V100H67V106H66V108L69 106V108H74L73 109V113L71 112V110L69 111V109L67 108L66 109V111H68V112H66V114H64V115H67V113H68V115H67V117L66 116H64V117H66V119L64 120L63 118H62V114H63V112L61 111V114L59 115V120H58V122H59V126H65V127H67L68 128V130L70 131H73V132H71L72 134L70 135L71 137H69V136H67L66 135V132L64 131V133H65V135L67 136V138H65L64 139V134L62 135V136H59L58 134H57V136H56V134H55V132L56 133H58L59 131H61V130H59V131H54V132H52V133H50L51 131L50 130H48V131H50L49 133H48V131H46L47 132V134L50 136V137H52V136H56L57 137V139L58 138H63L64 139V141H59V143H61V145L63 146V147H61L60 145H59V143H58V141H55L56 139H54L53 137V139H54V141L56 142L55 144H57L58 143V145L61 147V149L62 150H59L60 149V147H56V148H59L58 150H59V152L58 153H64L65 154V156H58V153H57V151L55 152H52V149H50L51 150V152H45V149H47V148H52L55 144H53L54 143V141H52V138H48V135L46 134V137L47 138H45V136L43 135L42 136V130H44V132H45V130H46V128H49L48 126H51V122L52 121H50V120H48V121H50V123H49V125L47 126V122L48 121H45L44 123L46 124H44V123H42L41 121L42 120H44V119H40V120H37V118H36V120H34V118H35V116H36V113H37V115L39 116L40 115V117H42V116H44V114L41 116V114H39L40 112H42V110H44L45 111V109H46V107L45 106H52V108H53V110H51L50 112H49V110H48V112H49V114L48 115H46V116H48L47 118H46V120L47 119H51V120H53V122L54 123H52L53 125H58L57 123V119H58V116H55V113H57L58 114V112H56L57 110L59 111V110H62V109H60V107H62L63 109L65 108V107H63V106H65L66 104L65 103H61V105L59 106L58 104H60V103H58V101H62V100H60V99H63L64 98ZM165 95V96H164ZM3 96V97H4ZM22 96V99L20 98ZM24 96V97H23ZM104 96V97H103ZM155 96H156V94H155ZM167 96V97H166ZM169 96V97H168ZM54 97L57 99H54ZM165 97V98H164ZM30 98H31V96H30ZM104 98V99H103ZM177 98V97H176ZM4 99H5V101H4ZM21 99V100H20ZM24 99V100H23ZM80 99V100H79ZM94 99V100H93ZM6 100H7V102L9 103V101L11 102L10 103V105H8V106H5V102H6ZM48 100H51V102H48ZM53 100V101H52ZM146 100H148V102H146ZM165 100V101H164ZM33 101V102H32ZM36 101V104H37V106H35V104H34V102ZM84 101H86V102H84ZM150 101V102H149ZM2 102H3V104H2ZM19 102V103H18ZM29 102H31V103H29ZM71 102H75V104H77L76 106L74 105V107H72V105H73V103L72 104H69V103ZM78 102V103H77ZM14 103V104H13ZM32 103H33V105L36 107H34L33 108V105H32ZM39 103V104H38ZM164 103V104H163ZM166 103V104H165ZM168 103V104H167ZM27 104H29V105H27ZM94 106H96V108L94 109L93 108V105ZM14 105V106H13ZM23 105H27L28 107V109H26L25 108V106H24V108H25V110H28V111H25V113H24V109L22 110V111H20V108H19V111H18V107L20 106V107H22ZM38 105L39 106H43V105H45V106H43V108L42 107H38ZM156 105H157V108H158V114H154V109H155V107H156ZM2 106H5V107H2ZM32 106V107H31ZM8 107V108H7ZM23 108V107H22ZM21 108V109H22ZM30 108H33L32 110H30ZM54 108H56L57 110L56 111H54L55 109ZM125 108H127L128 109V111L126 112V110H124V111H121V110H123V109H125ZM47 109H50V108H47ZM11 112H10V111ZM13 110V111H12ZM77 110V111H76ZM54 111V113L52 114L51 112H53ZM13 112H16V113H13ZM35 112V113H34ZM47 112V111H46ZM69 112H71V114H69ZM15 114V115H10V114ZM43 113V112H42ZM113 113V115H112V117H111V114ZM153 113V114H152ZM7 114H9V115H7ZM32 114L34 115V118H33V116H32ZM51 114H52V117L53 116H55L56 117V122L54 121V118H52L51 117ZM56 114V115H57ZM73 114V115H72ZM90 115V117H88L89 115ZM92 114V115H91ZM86 115V116H85ZM2 116H4V115H2ZM9 116V117H8ZM31 116V117H30ZM61 116V117H60ZM92 116H95V117H97V119L96 118H94V117H92ZM101 117V118H99L100 120H98V117ZM32 118V119H30L31 121L32 120H34L33 121V123H36L35 125L33 124H31L30 122H28L29 120L27 119V118ZM39 117V118H40ZM69 117H70V120H69ZM85 117H87V120L88 119H91V121L90 120H88V121H90V123L88 122V121H86V118ZM38 118V119H39ZM43 118V117H42ZM62 118V119H61ZM77 118V119H76ZM92 118H93V120H92ZM105 118V119H104ZM106 118H108V119H106ZM238 118V117H237ZM236 118V120L238 121V125H237V127H238V132L235 130V128L236 127H234V130L233 129H231V128H233V127H230V126H222L223 128H224V130H226V131H224L223 129H222V127H221V130H220V132L222 131V133L221 134H224V135H228L229 134V136H228V138H230L232 135L233 136H241L242 137V134L243 133H245V134H247V135H243V139H245V141L246 140H248V141H251V140H254V141H256L258 144H256V145H259V148H257V147H253L252 149H249V148H244V149H241V150H237V147L235 148V147H233L232 146V148H230V152H228V154H223V155H220V156H218V157H215V158H212V159H210V157L209 158H207V155H204V154H200V153H197V160H198V162H201V163H203V164H206V163H208V161L206 160V159H208L209 160V165L210 164H213V165H216V170H212V172L214 173V175H213V173L211 172V171H208L206 174L208 175V174H210L208 177L210 178L208 181H217L218 182V180L219 179H223V181L222 182H227L228 183V181H232L233 183H236L237 184V186L239 187V188H237V190L235 191V189H233L234 187H237V186H235V185H233L232 183H231V181L228 183V184H232L234 187L232 188L233 189V191L231 192V189H230V191H229V193H228V190L229 189H227V192H226V194H225V192H222V193H220V194H218L219 195V197L220 198H222V200L224 201V203H225V206L223 207L224 209H223V214L222 215H224V219H225V221L227 220V222H224V224H223V227H222V229H223V231H224V233H225V235L227 234V233H229L228 231H227V229L229 230H231V227H229V226H231V224H233L234 226H236L235 228H237V225H239L238 226V228H237V230H239L240 231V234L241 235H244L245 234V232H243V229H245L244 231H246V229H247V231H250V232H253L252 234H253V236H251V237H243V238H239V239H237V238H233L232 240H234L235 241V249L234 250H232V252L231 253H229L228 255L230 256H226L227 258H225V259H223V261L225 260V262L224 263H226V264H233V262H234V264H240V263H242V264H264V253H262V252H264V236H262L261 237V235L263 234V232H264V225L263 224H261V221H263V219H264V217H259L260 215H262V214H260L259 216L258 215H254L255 213H256V209L258 208H256V209H254V206L256 207L257 205L255 204V202H253L254 200H255V198L257 197V193L259 194V192H257L258 190H260V194H261V198L262 199H264V190H261V189H264V179L262 180L261 178V180H262V182L263 183H261V180H259V179H256V182H254V179L251 177V178H247V179H250L249 181H245V180H241L242 182H239L240 181V179L239 178H241V177H239L238 179H237V177L239 176V174L240 173H242L243 171H244V169L246 170L244 173H247V175H245V176H248V177H250V176H252V175H254L253 174V172L251 173V174H248L249 173V169H248V167H250V164H251V161H248L249 159H252L253 160V164H254V166H255V169H258L260 172H262V178H264V175H263V169L264 168H262V166L264 167V147H262L260 144H263L264 143V136L262 135V134H260L259 132L258 133H251V128H253L254 127V123H255V119H253L254 118V116H246V118H245V116H241V118H240V121H239V118L237 119ZM23 121H22V120ZM83 119V120H82ZM85 119V120H84ZM169 119V120H168ZM251 119V120H250ZM253 119V120H252ZM1 120H3V121H1ZM18 120V124L16 125V121ZM19 120H20V123L21 124H19ZM26 120H28V121H26ZM69 120V121H68ZM119 120H121V121H119ZM163 120V121H162ZM15 121V122H14ZM25 121V122H24ZM78 121V122H77ZM80 121H82V122H80ZM88 122V123H86V122ZM253 121V122H252ZM13 122L15 123V124H13ZM24 122V124H22ZM27 122L29 123V125L31 124L32 125V128L27 124ZM101 122V123H100ZM106 122H108V124L106 123ZM123 122L124 123H126V124H123ZM163 123V124H160V123ZM242 122V123H241ZM246 122V123H245ZM252 122V123H251ZM10 123V124H11ZM82 123L84 124V125H82ZM86 123V124H85ZM104 123V124H103ZM44 124V126H46V128L44 127V128H41L40 126H42V125ZM63 124V125H62ZM81 125L80 127L78 126V125ZM91 124H93L94 126L93 127H90L91 126ZM113 124V125H112ZM241 124V126H239ZM250 124H252V125H250ZM18 125H20V126H18ZM27 125H28V127H27ZM52 125V126H53ZM88 125V126H87ZM107 125V126H106ZM132 125V126H131ZM51 126V127H52ZM110 126V127H109ZM120 126V128H118ZM21 127V128H20ZM26 127V128H25ZM30 127V128H29ZM36 127H38V129L40 128V130H38ZM49 128V129H56L58 126H53L52 128ZM65 127L63 128V130H65ZM86 127V128H85ZM157 127H159V128H157ZM162 127H163V130H162ZM246 129H245V128ZM248 127V128H247ZM0 128H1V126H0ZM34 128H36V129H34ZM59 129L61 128V127H58ZM82 128H84V129H86V130H84V129H82ZM146 128V129H145ZM152 128H153V130H152ZM124 129V130H123ZM129 129H130V132H129ZM229 129V130H228ZM35 130L37 131V132H39L38 134L35 132ZM62 130V131H63ZM67 130V129H66ZM76 130V131H75ZM78 130H80V131H78ZM84 130V131H83ZM96 130H98V131H96ZM120 130V131H119ZM135 130V131H134ZM151 130V131H150ZM170 130H172V132L170 131ZM247 130V131H246ZM31 131V132H30ZM106 132V134H105V132ZM149 131V133L150 134H146L145 135V133L146 132H148ZM155 131H157L156 133H155ZM241 131V132H240ZM243 131V132H242ZM43 132V133H44ZM80 135H78L77 133ZM82 132L83 133H85V134H82ZM30 133V134H29ZM33 133H36V134H33ZM62 133V132H61ZM61 133H59L60 135H61ZM67 133H69L68 131H67ZM90 133V134H89ZM118 133V134H117ZM161 133H165V135L164 134H162V135H160L159 136V138H156L159 134H161ZM232 133V134H231ZM238 133V134H237ZM242 133V134H241ZM249 133V134H248ZM15 134V135H14ZM23 134V135H22ZM53 134V135H52ZM55 134V135H54ZM70 134V133H69ZM87 134V135H86ZM237 134V135H236ZM252 134H253V136H252ZM33 135H34V137H33ZM37 135H39V138L38 137H36ZM52 135V136H51ZM77 135V136H76ZM84 135V136H83ZM88 136L87 138H86V136ZM91 135V136H90ZM144 135V136H143ZM166 135H168V136H170L168 139H170L171 137H173L172 138V140L170 141V142H172L171 144L173 145H171L170 147H169V143H167V144H165L166 143V141H169L167 138H166V141H163L162 142V140L165 138V136ZM41 136H42V139L44 140V142L41 140L40 142L37 140V138L38 139H40L41 138ZM141 136H143V137H141ZM149 136V137H148ZM150 136H152V137H150ZM247 136V137H246ZM258 136V137H257ZM19 137L21 138L20 140H19ZM24 137V138H23ZM30 138V140H29V138ZM44 137V138H43ZM55 137V138H56ZM75 137L78 139V140H80L79 138L81 137V139H83V138H86V139H84V140H80V142H82V143H80L79 141L78 142H76L77 140L75 139ZM90 137H91V139H90ZM140 137H141V139H140ZM163 137V138H162ZM262 137V138H261ZM22 138H23V143L21 142V140H22ZM27 138H28V141H27ZM75 139L76 141H74V140H72V139ZM113 138V139H112ZM162 140H161V139ZM107 140V142H106V140ZM154 139H155V141H156V143H155V141H154ZM158 139V140H157ZM36 140V141H35ZM47 140V141H46ZM50 142H49V141ZM59 140V139H58ZM86 140V141H85ZM87 140H91V141H87ZM98 140H100V141H98ZM130 140V141H129ZM134 140V141H133ZM150 140V141H149ZM161 140V141H160ZM263 140V141H262ZM67 141V142H66ZM69 141V142H68ZM73 141V142H72ZM98 141V142H97ZM149 141V142H148ZM159 141V142H158ZM11 142V143H10ZM13 142V143H12ZM31 142H32V144H31ZM38 142V143H37ZM53 142V143H52ZM90 142H91V144H90ZM93 142V143H92ZM95 142V143H94ZM162 142V143H161ZM27 143V144H26ZM40 143H42V144H40ZM75 144V148L74 149H72V145L71 144ZM79 143V144H78ZM88 143V144H87ZM101 143H103V144H101ZM158 143V144H157ZM260 143V144H259ZM20 144V145H19ZM22 144V145H21ZM50 144V145H49ZM66 144H67V146H66ZM68 144H70L69 146H68ZM120 144V145H119ZM155 144V145H154ZM161 144H163L164 146L166 145H168L167 147H168V149H167V147H164L163 145H160ZM182 144H184V142L182 143ZM1 145V144H0ZM42 145V146H41ZM46 145V148H43L44 146ZM53 145V146H52ZM80 145V147H78ZM100 145H101V147H100ZM145 145V146H144ZM157 145H159L160 146V149H159V146L157 147V148H155ZM18 146V147H17ZM26 146H27V149H25L26 148ZM72 146V147H71ZM105 146V147H104ZM235 146V145H234ZM21 147H23L27 152L26 153H28V147H30V148H34L33 150H32V155H31V153H29V157H28V160L26 159V155H25V153L23 152V151H25V150H23V148H21ZM91 147V148H90ZM100 147V148H99ZM2 148V147H1ZM16 148H14L13 150L15 151V152H17L16 154L18 155L19 153V151H17V149ZM18 148V149H19ZM38 148V151L36 150ZM65 148V149H64ZM78 148V149H77ZM93 148V149H92ZM96 148V149H95ZM152 148H155V149H151ZM164 148H165V150H164ZM19 149V150H20ZM64 149V150H63ZM99 149V150H98ZM101 149V150H100ZM108 150V151H105V150ZM148 149H150V150H148ZM157 149H159L161 152H162V154H160L159 153V151L157 150ZM167 149V150H166ZM233 149H234V151H233ZM13 150L11 149V152L10 153H12L13 152ZM49 150V149H48ZM49 150V151H50ZM54 150V149H53ZM74 150H76V152L77 153H75V151ZM89 150V151H88ZM128 150V151H127ZM145 150V151H144ZM148 150V151H147ZM155 150V151H154ZM157 150V151H156ZM173 151H174V149H172ZM250 152H249V151ZM72 151H74L73 153H72ZM95 151L96 152H99V156L98 155H96V157H95ZM127 151V152H126ZM153 153V155H151L152 153ZM154 151V152H153ZM165 151V152H164ZM168 151V153H166ZM232 151V152H231ZM237 153H236V152ZM242 153H241V152ZM246 151V152H245ZM3 152V153H4ZM15 152H13V153H15ZM81 152V153H80ZM90 152H93V153H90ZM102 154H101V153ZM110 152V153H109ZM115 152H117V154L115 153ZM137 152L139 153V152H143V156H135V154H137ZM149 152H150V154H149ZM233 152H234V155H231V154H233ZM240 152V153H239ZM10 153H9V155H10ZM12 153V154H13ZM25 155H23V154ZM54 153H57V154H54V158L55 157H62V158H66V159H76V160H78V161H76V162H78V163H75L72 159V161L73 162H71V160H70V162H68V164H71L70 165V167H72L73 165H74V168L75 169H73L72 170V172L74 173L75 171V173L73 174L72 173V176H71V179H70V175H66V173H65V175L67 176V179L69 180H67V179H64V178H50V171L51 170H49L50 169V167H51V165H50V161L53 159V161L55 162L56 160V158L54 159L53 158V154ZM122 153H127V157L126 156H122L121 154ZM157 153H159V154H157ZM172 153V154H171ZM46 154H48V157L46 156ZM52 154V155H51ZM63 154V155H64ZM71 154H73V155H71ZM83 154V155H82ZM93 154H94V158H96V160L97 161H101V162H97V161H95V159L93 160V159H91L92 157H93ZM97 154V153H96ZM101 154V155H100ZM106 154V155H105ZM156 154V155H155ZM1 155H3V157L5 158H1L2 156ZM38 157H37V156ZM61 155V154H60ZM66 155L68 156V158L66 157ZM90 155H92V157L90 156ZM118 155V156H117ZM150 155V156H149ZM52 156V157H51ZM74 156V157H73ZM82 156H84L85 157V159H82L81 157ZM98 156V157H97ZM158 156V157H157ZM226 156L228 157V159L226 158ZM231 156H233L234 158H233V160H232V162L234 163V160L237 162H239V161H241V163H240V166L243 164V163H246V165H242V167H241V169L239 170L238 169V167H240L239 165H237V166H235V168H234V165L235 164H233V165H231L230 164V162H231V160H230V157ZM9 157V158H8ZM46 157V158H45ZM50 157V158H49ZM107 157V158H106ZM121 157V158H120ZM123 157V158H122ZM145 157H146V160H145ZM225 157V158H224ZM7 158H8V160H7ZM47 158H49L48 159V163H46V161H47ZM62 158H60L61 160H62ZM78 158V159H77ZM81 158V159H80ZM112 158V161L113 162H108V160L110 161V159ZM117 158H118V160H117ZM131 158V159H130ZM148 158L150 159V162L148 161ZM155 158V159H154ZM180 158V157H179ZM45 159V160H44ZM58 159V158H57ZM68 159V160H69ZM102 159L104 160V161H106L105 162V164H104V161H102ZM125 159V161L124 162H122V160H124ZM160 159V161L162 160V162L164 163L163 165L161 164V162H159V161H156V164H154L155 162V160H159ZM185 159V157H181L180 158V161L182 162V160L183 161H186V160H184ZM227 159V160H230V162L229 161H225V160ZM232 159V158H231ZM259 159H260V161H259ZM12 160H15V162H12ZM26 160V161H25ZM36 160V161H35ZM61 160H59V161H61ZM64 160V159H63ZM114 160H116V162L114 161ZM154 160V161H153ZM212 162H211V161ZM44 162L45 161V163H46V165L49 167V171L48 172H46V170H45V176H47V173H49L50 175H48L49 176V179H47V180H52L53 182H49V181H47L46 179H44L45 180V182H47V183H44L43 181L44 180H41V182L40 183H44L43 185H41L40 183V186H37V188L34 186H32L33 188H31V186H30V188H29V190H28V185H29V182H26L25 183V181H23L24 180V178H23V174L25 175V178H27L26 180H31V178H30V176H32V179L33 178H35V180H36V183H34V184H38V182L40 181V174L41 173H38L37 171H33V170H29L30 169V165H34V166H40V164H41V162ZM59 161H58V163H59ZM147 161H148V163H147ZM242 161H243V163H242ZM22 164H21V163ZM40 162V163H39ZM52 162V161H51ZM53 162V163H54ZM64 162V161H63ZM91 162V163H90ZM92 162H94V164H92ZM103 162V163H102ZM135 162V163H134ZM174 162V161H173ZM172 162V163H173ZM250 162V164H248ZM33 163V164H32ZM44 163V164H45ZM61 163L62 162H60V165H61ZM73 163H75V164H73ZM99 163H100V166L98 167V166H96V164H98L99 165ZM102 163V164H101ZM107 163V164H106ZM114 163V164H113ZM223 163V164H222ZM227 163H229L228 165H231L232 166V169H236V167H237V169L236 170H238V172H239V174H237L236 172H232V171H230V167H229V171H230V174H228V172L226 171V168L228 169V167H226V165H227ZM44 164H41V166L40 167H35V169L36 168H38V169H44L45 167H46V165H45V167L43 166ZM62 164H64V163H62ZM120 164H121V166H120ZM146 164V165H145ZM248 164V165H247ZM256 164V165H255ZM50 165V166H49ZM54 165H56V163L54 164ZM53 164H52V166H54ZM59 165V164H58ZM59 165V166H60ZM66 165H67V163H66ZM87 165H88V167L91 165H93V169H92V171H91V174H93L94 173V171L96 172V170H98V172H96V173H98L97 175L99 176V178L97 177V176H95L94 174H93V176L90 174V171H88V169H87V172H86V168H88L87 167ZM106 165H108L107 167L109 168H106L105 169V167L104 166H106ZM113 165V166H112ZM117 165V166H116ZM126 165V166H125ZM154 165H156L155 167H160L161 165V167H162V169H161V167H160V169L161 170H163L162 172H161V174L160 175H156V173H158V171L160 170L159 168H156V169H158V170H155L154 169ZM167 165V166H168ZM172 165V166H171ZM170 166H168L169 168H172L173 166H174V164H171ZM17 166V167H18ZM26 166L29 168H26ZM33 166V167H34ZM43 166V167H42ZM62 166V165H61ZM61 166H60V168H61ZM63 166H65V164L63 165ZM62 166V168H64L65 169V167H63ZM68 166V165H67ZM67 166H66V168H67ZM90 166V167H91ZM115 166V167H114ZM120 166V167H119ZM143 166V167H142ZM253 166V167H254ZM25 167V168H24ZM42 167V168H41ZM97 167H98V169H97ZM113 167H114V170H113ZM118 167V168H117ZM123 167L125 168V167H127V168H125L126 170H124L123 171ZM142 167V168H141ZM168 167H166V166H164V169H168V171H170L171 170V172H172V169H170L169 170V168ZM253 167H250V168H253ZM259 167H261V169H259ZM21 168V167H20ZM19 168V169H20ZM21 168V169H22ZM51 168H53V167H51ZM56 168H57V166H56ZM59 168V169H60ZM80 168V169H79ZM96 168V169H95ZM102 168V169H101ZM111 168V169H110ZM147 168V169H146ZM149 168V169H148ZM242 168H244V169H242ZM1 169V170H2ZM16 169V170H15ZM24 169H27V170H24ZM31 169H32V167H31ZM54 169H55V167H54ZM64 169H63V171H64ZM72 168H70V170H71ZM90 168H89V170H91ZM146 169V170H145ZM255 169H253L254 170V172H255V174L257 173L256 172V170ZM53 170V169H52ZM66 170H68V169H65V171ZM99 170H100V172H99ZM109 170V171H108ZM116 170H118V171H116ZM131 171V173L132 174H130V176H133V177H130L128 174L130 173V171ZM147 170H149V172L147 171ZM153 170H155L154 172H153ZM221 170V171H220ZM224 170V171H223ZM257 170V171H258ZM16 171H18V172H16ZM29 171V172H28ZM44 171V170H43ZM58 171V170H57ZM62 171V169L60 170V172ZM102 171H104V172H102ZM111 171V172H110ZM122 171H123V175L122 176H120V178L119 177H116V175L120 172V173H122ZM157 171V172H156ZM167 171V170H166ZM167 171V172H168ZM215 171H216V173H217V175H220L219 173H221V175H222V171L223 172H226L227 174H225V178H223V176H217V175H215ZM1 173H2V171H0ZM24 172V173H23ZM28 172V174H26ZM34 172V174L36 173V175L35 176H33L34 174H30V173H33ZM39 172H40V170H39ZM78 172V173H77ZM89 172V173H88ZM93 172V173H92ZM108 172V173H107ZM128 172V173H127ZM151 172H153V174L151 175ZM170 172V173H171ZM251 172V171H250ZM43 173V172H42ZM52 173H54V172H52ZM57 173V172H56ZM56 173H54V174H56ZM64 173H63V175H61L62 177L63 176H65L64 175ZM68 173H69V171H68ZM71 173V172H70ZM76 173H77V175H76ZM99 173H100V175H99ZM107 173V174H106ZM127 173V175H125ZM139 173H142V174H140V176H139ZM166 173V172H165ZM212 173V174H211ZM231 173H234L232 176H231ZM13 175V177H16V179L15 178H13V180H12V178H9L10 177V175ZM37 174L38 175H40V176H37ZM58 174H59V172H58ZM90 174V175H89ZM103 174V175H102ZM110 174V175H109ZM168 174H169V172H168ZM167 174V175H168ZM11 175V176H12ZM53 175V174H52ZM57 175V174H56ZM114 175H115V177H114ZM146 175V176H145ZM149 175V176H148ZM170 175V174H169ZM223 175H224V173H223ZM227 175V176H226ZM240 175H242V174H240ZM244 175V174H243ZM36 176L37 177H39L38 179L36 178ZM59 176V175H58ZM57 176V177H58ZM68 176H69V178H68ZM73 176H74V178L75 179H73ZM84 177V178H87L86 180H87V182H86V180H85V182H84V179H82V177ZM86 176V177H85ZM112 176V177H111ZM127 176H129V178H127ZM137 177V178H135V179H133L134 177ZM152 176V177H151ZM155 176V177H154ZM165 176H166V174H165ZM205 176V175H204ZM212 176H215L214 177V180H212L213 178H212ZM260 177H261V175H259ZM259 176H258V178H259ZM19 177H21V179L19 178ZM53 177V176H52ZM80 177H81V179H80ZM107 177H108V179H107ZM144 177V178H143ZM145 177L147 178V179H145ZM218 178V177H220V178H218L217 180H215V178ZM0 178H2V176L0 177ZM19 178V179H18ZM43 178V177H42ZM47 178V177H46ZM105 180H103V179ZM165 178V179H164ZM212 178V179H211ZM232 178H233V180H232ZM245 179H246V177H244ZM3 179V178H2ZM17 179H18V182H19V180H21L22 182H24L25 184V186H20L21 184L23 185V183H21V182H19L20 183V185L19 184H16L17 183ZM58 179V180H57ZM79 179H80V181L81 182H79ZM118 179V180H117ZM167 179V180H168ZM237 179V180H236ZM253 179V180H252ZM10 180V183L8 182ZM34 180V179H33ZM34 180V181H35ZM77 180V181H76ZM96 180H94V181H96ZM134 181V183H133V181ZM151 180H153V182L151 183L150 181ZM158 180V181H157ZM165 180V181H164ZM1 181V180H0ZM3 181V180H2ZM13 181V182H12ZM16 181V182H15ZM64 181H68L67 183L66 182H64ZM101 181L102 182H105V183H101ZM132 181V182H131ZM221 181V180H220ZM253 181V182H252ZM49 182V183H48ZM62 182V183H61ZM130 182V183H129ZM159 182V183H158ZM160 182H162V184L163 185H161V183ZM164 182V183H163ZM221 182V186L223 185V183ZM248 182V183H247ZM2 183V182H1ZM9 183V184H8ZM31 184H32V180H31V182H30ZM50 183H52V184H50ZM84 183H85V185H84ZM146 183V184H145ZM167 183V182H166ZM169 183V182H168ZM242 183H244V185L243 186H245V188H243V187H241L242 185ZM257 183V184H256ZM26 184H28V185H26ZM87 184V185H86ZM135 184H137V185H135ZM251 184V185H250ZM256 184V185H255ZM260 184V185H259ZM6 185V186H7ZM16 185L17 186H19L20 188L22 187V189H23V187H24V192L26 191L27 192V196L26 197H24V195L26 194V193H23V191L22 190H20V192H15V191H19L18 190V188H16ZM48 185V186H47ZM154 185V184H153ZM154 185V186H155ZM165 185H167V184H165ZM164 185V188L166 187ZM228 186V185H226L227 187H232V185L231 186ZM46 186V187H45ZM52 186V187H51ZM84 186H87L88 187V191H86V190H83L82 191V187H84ZM136 186V187H135ZM262 186V188H260ZM39 187V188H38ZM42 187V188H41ZM133 187V188H132ZM159 187V188H160ZM168 187V186H167ZM227 187H225V188H227ZM253 187V188H252ZM159 188H157V190L159 189ZM225 188H223V190L225 191ZM33 189V190H32ZM36 189H39L38 190V194H36L35 192L37 191ZM42 189V190H41ZM43 189H46V190H43ZM83 189H85V188H83ZM162 189V188H161ZM221 189V188H220ZM80 190V191H79ZM156 190V191H157ZM165 190V189H164ZM241 190V191H240ZM11 191V192H10ZM15 193H14V192ZM31 191V192H30ZM46 191H47V193H46ZM73 191H75V192H73ZM160 191L161 190H159L158 192L160 193ZM221 191H222V189H221ZM242 192V194H243V196H244V200H243V202L244 203H242V198L240 197L242 194H240V196L239 197H236V196H238L239 194H238V192ZM245 191V192H244ZM29 192V193H28ZM234 192V193H233ZM248 192V194H249V196H248V194H245L244 195V193H247ZM9 193H11V195L9 194ZM17 193V195H18V197L17 198H19V199H16V195H14V194H16ZM40 193V194H39ZM78 193H79V195H78ZM80 193H82V194H80ZM83 193H85V196H84V194ZM159 193H157V194H159ZM233 194V195H231V194ZM4 196H3V195ZM30 194V195H29ZM33 195V197H32V195ZM142 194V193H141ZM228 194V196H232L231 198H232V200H231V198L230 197H225V195H227ZM235 194V195H234ZM238 194V195H237ZM259 194V195H260ZM34 195H39L38 197L37 196H34ZM81 195H83V199H82V196ZM165 195V193H163V190H162V192L160 193V198H162L163 196ZM15 196V197H14ZM75 196V197H74ZM245 196H246V198H245ZM248 196V197H247ZM11 197H13V198H15V200L17 201H15L13 198H12V200L10 199ZM28 197H30V199H28ZM73 197H74V200H73ZM80 197H81V200H80ZM85 197V198H84ZM159 197V196H158ZM236 197V199H233V198H235ZM250 197H255L254 199L253 198H250ZM36 198V199H35ZM72 198V199H71ZM227 198V199H226ZM240 199V201L241 202H239V199ZM27 200V204L24 202L25 200ZM33 199V200H32ZM35 199V200H34ZM79 199V200H78ZM163 199V198H162ZM248 199V200H247ZM257 199H259L258 197H257ZM10 200H11V202H10ZM32 200V201H31ZM78 200V201H77ZM85 200V201H84ZM95 200V201H94ZM234 200H236V201H234ZM28 201H30V202H28ZM256 201V200H255ZM258 201V200H257ZM256 201V202H257ZM233 202V203H232ZM263 202V200H261V202L259 201V202H257V203H259L258 205H260V203L262 204L261 206H263V204L264 203H262ZM25 203V204H24ZM231 203V204H230ZM252 203H253V205H252ZM81 204V203H80ZM168 204V203H167ZM236 204V205H235ZM246 204V205H245ZM250 204V205H249ZM255 204V205H254ZM26 205V206H25ZM227 205V206H226ZM230 205V206H229ZM238 205V206H237ZM250 206V209L249 208H247V207H249ZM24 206V207H23ZM81 205H78V206H70V208L68 209V211H67V213H66V216L67 215H70V216H64V220L63 219H61V220H56V219H54V218H52V222L50 221V217H49V222L47 221L46 222V220L44 219V222L45 223H48L49 225H51L50 226V228L52 227H55V229H52L51 228V232L53 233V235L48 239V242H49V245L50 246H52L53 248L56 246V242H57V247L55 248V249H52L51 250V248L52 247H48L49 245H46V246H42V248H44V250H45V255H46V257H45V259H44V257H42V258H39V257H36V256H33V263L34 264H46V261H47V264L49 263V264H54L55 262L57 263V264H63L62 262H65L64 264H70V260H71V264H94V263H92V261H95V260H93L94 258H93V256H91V258H92V260H91V258H90V256H85L83 259L80 257V256H84V255H93L94 254V256H97L96 254L100 251V250H102V249H104V247H108V248H106V249H104V250H102L101 251V253L103 252V251H106V250H108L109 251V249H111V250H113V248H114V250H113V254H117V255H115V257L116 258H114L113 259V263H111V264H114V262H115V264H117L118 262V264H143V263H145L146 264V262H145V260H147V263L148 264H150L151 263V261H152V259L150 258V259H148L149 257H151V253H150V251H151V249H149L147 246H145L146 245V243L147 242H145V249H149V251H147V250H145V249H143V248H140V247H138V245H136L135 244V242H133V240H137V238L136 237H142V239H140V240H143L144 239V236H147L148 235V237H145V241L146 240H148V238H151V239H149V244H150V241H152L153 239H152V237H151V230H149L148 231V228L150 227V229H152L151 227H153V229H154V231H155V234H165L168 238H169V240L171 241V245H174V246H169L168 248H169V250H171V251H169L170 253L173 251V252H175L174 250H175V245L177 244H180V243H182L183 241L184 242H187V252H195L196 250L198 251L199 249L196 247V248H190V246H189V244L190 245H194L193 244V242H194V239L196 240L195 241V243H199V242H201V241H199V240H201V237L200 236H198V237H195V236H193V234H192V232H190L189 233V231H187V229L186 228H179V227H177V225L178 224H180L181 222H183L181 219H183L182 218V215L180 216V217H176V216H174V218L175 219H178V220H175L174 218H173V214L172 215H169V214H167V213H165L164 214V212H166V208H168V211H169V209H174V208H176V207H173V206H171V205H160V206H157V216H156V218L157 217H159L158 219H152V220H149L148 222L147 221H143V225L145 226H141L142 228H140L139 227V231H141V232H138L139 234L137 235V236H134V237H132L131 239H129V240H127V242H130L131 243V246L129 245V244H123L124 243V241L122 242V238L121 237H124L125 236V234H126V232H124V230H123V228L124 227H122V230H121V228L119 229V227H117V226H115L116 224H117V222H119L118 224H120L121 222L119 221L120 219H118V221L116 222L115 220V224H114V226H112V227H114V230L116 229V231H113V228L112 227H108V226H106V225H108L109 223H110V221H111V223L113 224V222H112V220L111 219H108V220H110V221H108V220H106V218H105V216L106 215H108L109 213L108 212H110V214L112 213L113 214V211H110L109 210V208H106V210H105V208L103 209H101L99 206H92V208H93V211H96V210H98V209H100L101 211H104V213H106V215L103 213V212H98V215H97V212L95 213V215H97L98 217H99V219H96L97 218V216H93L92 215V213L94 214V212L93 211H90V207L88 208V206H87V208L86 207H84V206H81ZM166 206V207H165ZM18 207V208H17ZM69 206H67L66 208H68ZM115 207V206H114ZM121 208H124V205L123 206H120ZM158 207H159V209H158ZM195 206H192V208H191V206H189V207H186V210L189 212V213H191V212H194V210L193 209H195L194 208ZM71 208H72V210H71ZM131 208V207H130ZM162 208H164L163 210H162ZM196 208H198V207H196ZM228 208V209H227ZM260 208V207H259ZM263 209H264V206L262 207ZM262 208H260L261 210H262ZM88 209H89V212H88ZM166 209V210H165ZM253 209L255 210V212L253 211ZM69 210H70V212H69ZM87 210V211H86ZM127 210H129L128 208H127ZM251 210V211H250ZM258 210V209H257ZM2 211V212H1ZM99 211V210H98ZM195 211L196 212H194V213H197V211H198V209H195ZM248 211H250V212H248ZM264 211V210H263ZM79 212V213H78ZM84 212H86L87 213V215L86 216H84V217H86L85 218V220H84V217H83V213ZM128 212V211H127ZM202 212V211H201ZM200 212V213H201ZM254 214H253V213ZM259 212H261V211H259ZM85 213V214H86ZM161 213V214H160ZM226 213V214H225ZM249 215H248V214ZM264 213V212H263ZM78 214H80L79 216H77ZM91 214V215H90ZM103 214V215H102ZM159 214H160V216H159ZM207 214H209L208 212H206V215ZM228 214V215H227ZM237 214V216H235ZM243 214V215H242ZM258 214V213H257ZM5 215V211H3V209H0V218H3V216ZM90 215V216H89ZM101 215V216H100ZM105 215V216H104ZM161 215H163L162 217H161ZM185 215H187L186 213H183V217H185ZM200 215V214H199ZM244 215H247V216H245V218H243V216ZM252 215H254V216H252ZM88 216H89V218H88ZM252 216V217H251ZM255 216H258V217H255ZM264 216V215H263ZM63 217V216H62ZM61 217V218H62ZM78 217H79V219H78ZM88 218V219H87ZM130 218L131 219H129L130 221L131 220H134V219H136V217L135 216H130ZM161 218V219H160ZM228 218V219H227ZM242 218H243V220H242ZM254 218L256 219H261V220H258L259 221V227L258 226H255L254 227V229H253V225L255 224V225H257L256 223H257V219L255 220L256 221V223H254ZM4 219V218H3ZM166 219H169L170 221H168V220H166ZM252 219V220H251ZM29 220V219H28ZM71 220H72V222H71ZM77 220L80 222L79 224H72V223H77ZM80 220H82V221H80ZM83 220H84V223H83ZM87 220V221H86ZM91 220V221H90ZM94 220H96L97 221V223H96V221H94ZM103 220H105L104 222H103ZM153 220H155V221H157V223L159 224H156V222L154 221V223L153 222H150V221H153ZM160 220V221H159ZM163 222H162V221ZM230 220H232V222L230 221ZM241 220H242V222H241ZM250 220V221H249ZM30 221V220H29ZM59 221H63L64 222V224L65 223H67V225L65 226V230H64V232H65V235L68 237V239H67V237L66 238H62L61 236H59V234L61 235V233H60V231L57 229V227H59V225H58V222ZM85 221L87 222V223H85ZM101 221V222H100ZM107 221V222H106ZM129 221V222H130ZM168 221V222H167ZM175 221V222H174ZM238 221V222H237ZM252 221H253V223H252ZM50 222H51V224H50ZM71 222V223H70ZM82 222V223H81ZM90 222V223H89ZM94 224H93V223ZM122 222H125V220H123ZM145 222L146 223H149V224H151V225H148L147 224V226L148 227H146V225H145ZM172 222V223H171ZM230 222V223H229ZM236 222V223H235ZM249 222V223H248ZM253 224H251V223ZM89 223V224H88ZM98 223H99V226L101 227V229L99 230L98 228H97V230H96V227H97V225H98ZM101 223H102V225H101ZM110 223V226L112 225ZM262 223H264V221L262 222ZM87 224V225H86ZM96 225L95 227H93V230H88V229H92V225ZM104 224V225H103ZM131 225V222L130 223H128V225ZM168 224V225H167ZM235 224H237V225H235ZM252 226H251V225ZM75 227H74V226ZM84 225V226H83ZM125 225H127V223L125 224ZM158 225V226H157ZM160 225H161V227H160ZM244 225H245V227L247 226V228H245L244 227ZM260 225H261V227H260ZM263 225V226H262ZM78 226V227H77ZM83 226V227H82ZM98 226V227H99ZM120 227L121 226H124V224H122L121 223V225H119ZM154 226H156V228L154 227ZM248 226H250V228H248ZM72 227H74V228H72ZM81 227V228H80ZM87 227V228H86ZM166 228V229H164V230H162L163 228ZM169 227H170V229H169ZM175 227V228H174ZM229 227V228H228ZM233 227V226H232ZM243 229H242V228ZM22 227H20L19 229H21ZM72 228V229H71ZM84 232L85 230H86V232L88 231V233H83V235H82V231H80V229ZM103 228H104V230H103ZM110 228V229H109ZM112 228V229H111ZM157 228H159V229H157ZM227 228V229H226ZM157 229V230H156ZM173 229V230H172ZM22 230V229H21ZM58 232H57V231ZM107 230V231H106ZM108 230H111V232H112V234L110 235V231H108ZM118 230H119V234H118ZM166 230V231H165ZM253 230V231H252ZM95 231H96V234H95ZM101 231V232H100ZM144 231H147V233L146 232H144ZM262 231V232H261ZM48 232V231H47ZM95 234H93V233ZM109 233V235H108V233ZM122 232H124V233H122ZM149 232H150V234H149ZM162 232V233H161ZM165 232V233H164ZM171 232V233H170ZM63 233V232H62ZM77 234V236H76V234ZM78 233H79V235H78ZM91 233H92V235H91ZM105 234V236H102V235H104ZM115 233V234H114ZM143 233V234H142ZM189 233V234H188ZM84 234H87V237L84 235ZM89 234V235H88ZM146 234V235H145ZM170 234H171V236H170ZM174 234V235H173ZM257 234V235H256ZM106 235H108V236H110L111 238H109L108 236H106ZM113 235V236H112ZM118 235V236H117ZM144 235V236H143ZM169 235V236H168ZM223 235V234H222ZM225 235H223V237L225 236ZM96 236H98L102 241L104 240L105 242H103V245L101 244L102 242H101V240L97 237L96 238ZM190 236H192V237H190ZM256 236V237H255ZM258 236V237H257ZM89 237L91 238V242L89 241H87V240H89ZM107 237V238H106ZM223 237H220V238H218V241L220 242V244H227V243H229L231 240V238L230 237H224L225 238V240H224V238ZM52 238V239H51ZM62 238V241H60L59 239H61ZM84 238V239H83ZM92 238H94V239H92ZM223 238V239H222ZM226 238H227V241H226ZM245 238H247V241H246V239ZM256 238V239H255ZM64 239V240H63ZM66 239H67V241H66ZM86 239V240H85ZM98 239H99V241H98ZM107 239H109L110 240V245H112L113 244V242L115 241V239H118V241H119V239H120V241H121V243H120V245H114V244H117V243H114L112 246H110V245H105V243L107 244L108 243V240ZM229 239V240H228ZM79 240V241H78ZM85 240V241H84ZM96 240H97V243L99 242L100 243V246L102 245V246H104V247H100L99 248V244H97L96 243ZM107 240V241H106ZM178 240H179V242H178ZM182 240V241H181ZM202 240H203V238H202ZM213 240H216V239H213ZM239 240V241H238ZM260 240V241H259ZM58 241H59V243H58ZM65 241L67 242L66 244H65ZM87 241V242H86ZM93 241H94V243H93ZM181 241V242H180ZM190 241V242H189ZM238 241V242H237ZM61 242H62V246L64 247V245H66L64 248L63 247H61ZM116 242H117V240H116ZM140 243L139 244H141L142 243V241H139ZM144 242V241H143ZM223 242V243H222ZM70 243H73L75 246H76V248H74L75 246L73 245V244H70ZM92 243V244H91ZM119 243V242H118ZM133 243H134V245H133ZM252 243V244H251ZM70 244V245H69ZM97 244V245H96ZM109 244V243H108ZM138 244V243H137ZM143 244V243H142ZM148 244V245H149ZM203 244H205L204 242H203ZM250 244V245H249ZM263 244V245H262ZM21 245V244H20ZM23 245V244H22ZM59 245H60V249H59ZM69 245V246H68ZM91 245H93V246H95V247H97L98 246V248L100 249H96L95 247H93L94 249H92V252H91V250H90V252H88L89 250H88V248H86V246H88V247H90ZM126 245V247L124 248V246ZM225 245H223V246H225ZM248 245H249V247H248ZM73 248H72V247ZM84 246V247H83ZM121 248H120V247ZM128 246V247H127ZM252 246H254L253 247V249L252 250H250L249 248L250 247H252ZM261 246V247H260ZM67 247H71L72 248V250L75 252H72V251H69V250H71V248L69 249V248H67ZM77 247H79V248H81V250L78 248L77 249ZM136 249V251H140L141 249H143V250H145L149 255L147 256V254L146 253H144L143 254V252H145V251H143L142 253H140L141 255H138V254H136V255H134V259L136 260V261H134V259L132 260V261H134L133 263L132 262H129L128 263V257H130V256H128V255H123V253H124V249H126V248H132V250H134V248ZM173 247V248H172ZM247 247V248H246ZM15 248V252L13 251V253L15 254V255H17L18 253L20 254V253H22V249H21V246L20 247H18L17 246V248H18V250H17V252H16V247H14ZM21 250H20V249ZM48 248H50V249H48ZM82 248H85V249H82ZM117 248V249H116ZM140 248V250H138ZM219 248V247H218ZM66 249H67V252H66ZM75 249H77V250H75ZM90 249V248H89ZM96 249V250H95ZM121 249V250H120ZM191 249V250H190ZM193 249H195V250H193ZM255 249V250H254ZM21 252H20V251ZM55 250V251H54ZM79 250V251H78ZM109 251V252H112V251ZM218 251H219V249H217ZM247 250L248 252H251V253H247V251H246V253H244L245 251ZM59 251V252H58ZM84 251V252H83ZM97 251V252H96ZM107 251V252H108ZM135 251V250H134ZM213 251H214V249H213ZM216 251V250H215ZM214 251V252H215ZM48 252V253H47ZM72 253V255H74V254H77V252L78 253H81V254H77L76 256L74 255L72 258H68L67 259V257H66V255L68 254V253ZM83 252V253H82ZM118 252H120L119 253V256H120V259H119V256H118ZM173 252H172V254H173ZM200 252H203V251H200ZM206 255L207 256H205L204 258H206V259H204V261H200L201 259H198V258H196V259H194V262L195 261H199L201 264L203 263V264H208L209 262H210V260H212V262H210V264L212 263V264H214L213 263V256H211V255H209V253L211 252V249L210 248H207L206 249ZM259 252V253H258ZM260 252H261V254H263V255H260ZM47 253V254H46ZM85 253V254H84ZM87 253H89V254H87ZM101 253L99 252V254L101 255ZM220 253H221V251H220ZM237 253V254H236ZM242 253V254H241ZM244 253V254H243ZM51 254V255H50ZM53 254V255H52ZM59 254H65L64 256H62L61 257V255H59ZM104 254V256H102V259H101V256H99V257H96V262H95V264H106V263H104L103 262V260H104V258H105V253H103ZM102 254V255H103ZM171 254V255H172ZM246 254H248V255H246ZM55 255V256H54ZM58 255H59V257H61L60 259L58 258ZM138 255V258L139 259H137V256ZM259 257H258V256ZM44 256V255H43ZM50 256V257H49ZM52 256V257H51ZM54 256V257H53ZM124 257L123 258V260H122V257ZM66 257V258H65ZM78 257V258H77ZM88 257L90 258V259H88ZM104 257V258H103ZM148 257V258H147ZM263 257V258H262ZM51 258H52V261H51ZM56 258H58V259H56ZM76 258V259H75ZM81 258V262H79V261H77L78 259H80ZM146 258V259H145ZM240 258V259H239ZM262 258V259H261ZM39 259V260H38ZM42 259V260H41ZM66 259H67V262H66ZM75 259V260H74ZM99 259V260H98ZM119 261H118V260ZM142 261H141V260ZM145 259V260H144ZM174 259V255L172 256V257H170L167 261H168V263L170 262V261H172ZM56 260V261H55ZM64 260V261H63ZM100 260H102V263H100L101 261ZM151 260V261H150ZM193 260V259H192ZM192 260L191 259H187V264H191V262H192ZM241 260H243V262L241 261ZM55 261V262H54ZM59 261V262H58ZM74 263H73V262ZM82 261H84V262H82ZM116 261H118L117 263H116ZM130 261V260H129ZM141 261V262H140ZM144 261V262H143ZM150 263H149V262ZM189 261H191V262H189ZM126 262V263H125ZM140 262V263H139ZM193 262V264H199V262L197 263H194ZM0 264H3V261H0ZM152 264V263H151ZM219 264V263H218Z\"/></svg>","mask_w":264,"mask_h":264},{"label":"crops","instance_id":"3","mask_svg":"<svg viewBox=\"0 0 264 264\" xmlns=\"http://www.w3.org/2000/svg\"><path fill=\"white\" fill-rule=\"evenodd\" d=\"M110 183V184H109ZM108 184V185H107ZM107 185V186H106ZM110 186V187H109ZM121 186V187H120ZM127 185L121 183V182H113V181H109L107 183L104 184V187H105V191H108L109 190H129V188H126ZM107 187V188H106ZM128 187V186H127ZM138 187L136 188V191H138ZM140 191V190H139ZM141 196V195H140ZM139 197V196H137Z\"/></svg>","mask_w":264,"mask_h":264}]
</instances>
